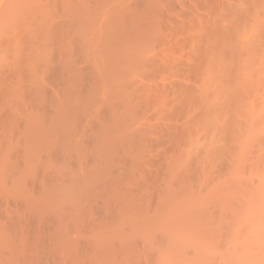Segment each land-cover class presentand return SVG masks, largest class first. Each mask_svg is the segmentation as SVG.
<instances>
[{"label": "bare ground", "instance_id": "bare-ground-1", "mask_svg": "<svg viewBox=\"0 0 264 264\" xmlns=\"http://www.w3.org/2000/svg\"><path fill=\"white\" fill-rule=\"evenodd\" d=\"M121 1L122 0H0V187L3 188V189H0V193H4L5 192L4 190H6V191L8 190L7 186L5 185L6 183L12 184V188L8 187L9 190L7 192L12 191L15 188L17 191L18 190H19V192L21 191L20 193H22L25 196H27L28 193H30V194L36 193V190H37V194H39L38 191L40 188V190H41V191H39L40 194L37 196H39L38 197L39 199L42 198V199H40V201L41 200L43 201V199H44L45 202H47V203H45L43 201L45 205L42 204V201H41V203H40V201L38 203L37 202L38 199H36L34 201H29V199H31V197L29 198L30 194L28 195V198L27 197L23 198L20 196L22 199L27 198V200H28L27 201L28 207L26 206V208H25L27 210H25L23 208V206H22V208L25 211H27V214H29V215H30L31 211H32L31 213H33L34 209L36 210L37 207L39 208L42 205L44 208L42 207V209H40L41 211L43 210V212H45L44 209H46V207H47V209H46V212H47L48 209H51L53 207L52 209H54L56 211V213L58 212L59 213V214L57 213L58 215H60V212H61V215H62V213H64V214L70 213V211L74 209L72 206L73 204H71V203H74V205H76L79 202L77 205H79V208H81L80 205H81V202H83L82 195L84 194L83 193L84 191H81L80 190L81 187H80V185H78V183L81 184V182H82V181L79 182V180H81V177H79V176H81L82 174L84 176V174H85V176L90 177V175H92L89 173H91L93 171V169L91 168L92 171L90 172L91 169L90 168L88 169V167H90V165L87 166V164H91L92 162L97 161L95 159H99V160L102 159L103 160V158H104V160H103L104 162L101 160V162L104 164L108 160V157H109L107 155L108 153L110 155V157H109L110 159H112V157L114 156L113 151H115V150L113 148L111 149V145L106 144L107 146H105V143H106L105 138L108 137L109 140H111L109 135L113 136V134H114V136H115L117 134V130H119L118 133L120 132L117 135H120L122 133V135H121L122 139L125 138L124 136H126L128 134V132H129V134L134 132L132 130L133 124L131 123L134 120L131 118H134V116L131 113L134 112L136 114L139 106H141V102H138V105H139L138 106L136 100L139 101L141 99H133L131 97L136 96L137 98H140V97L141 98H147L149 93H150V95H152L151 93H154V92L156 95H158L157 93L163 94L162 91L164 89H167L166 86H165L166 88L164 86H162V87H164V88H162V90L154 91L157 89V88L154 89V85L156 84V87H157V83H153L154 81H156V79L153 80V82H151L152 79H154L153 78V76H154L153 72L157 71L156 69L159 66V64H161V63H158V65L157 64L154 65L155 63L154 64L152 63L153 66L152 65L151 66H152L153 70L157 66L153 72H151L152 71L151 66H149V65L146 66V65L149 64L150 62H153V60L154 61L156 60V62H162L161 60L157 61L158 59H155L157 55H159L158 56L159 58L165 57V56L161 57V55H163V53L165 51L164 49H161L162 53L159 52V54L158 53L155 54L156 53L155 52L154 53L155 56H152L153 55L152 52L155 51L154 46L152 44H154V42L156 44L157 38L161 37L159 35L163 34V33L159 32L161 30L158 29V25H159V28H161V26H160L161 23H159V22H162L164 20L163 15L161 16V14H164L165 15L164 17H167V15L165 14L167 11L166 12H163V11H164V9L167 10L168 6H166V8H164V7L169 2L167 1L168 2L167 3L166 1L162 2L163 0L162 1L158 0V1H161V2H159V4H161L162 6L164 3L163 8H162V6H159V4H157L159 6V8H158L159 10H161V8L163 9L161 11L162 12L161 13L159 11L157 12V9H156L157 7H156L154 0H143L144 6L147 5V7H149L148 9L145 8L144 6H142L141 3H138V10H135V3L133 4L132 2H130V0H129L130 3H128V4H126L128 0H126V2H125V0H123L122 2ZM131 1H133V0H131ZM158 1L156 0V2H158ZM169 1H171V0H169ZM208 1L209 0H207V3L209 4V6L211 4V6H210L211 14L208 11V13L210 15L207 14V16L212 18L214 15V17H213L214 21L213 22L211 21V23H210V21L207 22L208 25H201V23H204L203 21H205V18L202 19L203 15H201V14H203V13H200L198 11H201V9L203 10L204 8H201V4H200L201 1H200V3H198L200 5L201 9L197 8V6H199L196 3L197 0H195V3H194V0H190V7H193L192 9L190 8L191 11L189 9V5H188V8L186 6L188 4V0H184V2H183V0L180 1V3L181 2L187 3V4H185L184 7L189 9V10L184 9L186 12L189 11V13L187 14L188 18H187V16H185L183 18V13H180V14L178 13L180 16L182 14L181 17L180 16H178V17H180V20L184 19L183 22L179 21V19H177L178 20V22H177V20L175 19L176 16L174 15L175 18L173 17L175 19L173 22L174 26H175V23L177 22L176 24H178L179 27L177 25H176V27H173V26L172 27L178 28V29L180 28V26L184 27L186 25V23H185L186 19H187V21L190 18L192 19V20L191 19L189 20V22L191 21L190 22L191 24L187 25L185 28L187 30L188 28L192 27L189 31H185V29H183V28H181V30H183L181 32H177V29H174L175 32L171 31V33H174V34H172V35H174V37H176V36L180 37L181 36V39L179 38L180 41L178 40V42L183 41L179 45V47L184 45V46H182L184 48H181V50L185 49L187 47L185 45V44H187V42L185 43V41H187L186 40L187 38H185V37L190 36L189 38H191V39H190L189 45L190 44L191 45L190 46L188 45L189 48L187 47L186 49H188V51L190 52L191 55L188 56L189 52H186L185 51L186 49L184 50L185 52H183L182 54L177 50L180 54H177V52H176V54L178 56L180 55L179 57H183L181 55L186 53V55L188 57L186 55H185V57H187L188 61L191 62L192 64L188 62V64H190L188 66V64L185 63L186 66L185 67L182 66L183 70H179L182 67H179V68H177V67L179 65H182L186 61L182 62L181 64H180V61L179 62L173 61L174 56L176 54L174 52V45L172 47L170 45L172 43H170L169 46H171L172 48L171 47H169V48L173 49V53H172V50L169 52H171L174 55L173 56L170 55V53L167 51L169 53L168 55H170V57H167L168 56L167 55L166 57L168 59L167 58L166 59L168 61L165 62L166 60L164 59L165 61L162 62L165 64L164 65L165 70H161V69H163L162 68L163 64H161V67H158L160 69V70L158 69L159 77H162L161 76L162 74L164 76L162 78V80H164L166 78L165 73H167V71H169V70L171 71L175 67H176L175 69H177L180 72H184L185 71L184 68L185 69L187 68L186 72L188 71L189 73H190V71L188 68H190L191 73L193 72V74L196 75L195 77H193L194 80L191 78V80L194 81L195 85L192 83L191 80H189V82L191 81V83H188L187 87H189L191 89L188 88L189 91H185V90H187V87H184L185 85L181 84V86H180V84H177L175 82V80L172 79L173 80L172 81L171 79H168L171 81V83L175 82V84H177V86H176L177 89H179V87L181 88L183 86L184 88L182 87V89L184 90V92L182 89H180V92H179L180 94H179L178 93L179 90L177 91L176 89H174L175 87L173 88L174 90H172V91H171V89L170 90L167 89V91L172 92V94H174L173 92L176 90L175 93L178 96L174 97L172 95L173 99L169 98L170 94L168 95L169 97L168 96L164 97V95H159V97L156 96V98L151 97L155 101L153 102V104H151L153 106L149 105L150 110L154 107V104L156 105V107H159V108H161L164 105L163 106L164 108L162 107L161 110H159V112H161V111L163 112L164 110H165V112H167L166 109L170 108L172 106V102H173V100H175L174 98H176V100H177L180 97H182L181 95H184L183 99H185L186 98L185 96H187L186 99L188 101L185 102V100H186L185 99L184 103H183L182 98L179 99L180 101L182 100L183 105H180V104L179 105L183 109L180 108L179 111L181 113L179 114V111H178V115H180V116L181 115L182 116L191 115L190 118L188 116L185 118L183 117L184 118L183 120L189 119L188 122L186 121L187 123L182 120L183 121L182 123L184 125L186 124V126H189L191 123V120H192V123L190 125L192 127L183 126V124L181 123V120H178L180 125L182 124V126L178 125L179 127H182L181 128L182 131L186 130V129L188 130V132H186L187 131L186 130V131L179 133V135L181 134L180 135L181 140H178L180 136L178 137V135L174 134V132H175L174 129H176V126H175V123L173 122V120L177 121V119H175V117L172 116L174 118L173 119L172 117L169 116V114L173 112V111L171 112V109L177 108L178 103H181V102L175 101L177 103V106H176V103L173 102V104L175 103V105H174L175 107L172 106L171 109H168V112H170L168 115H167V113L164 114L165 112L159 113V114H163V116L164 115H166L167 117L169 116L170 119L172 118L171 120L174 123V125L171 122V126L173 125V126H175V128L173 127L174 129L173 128H171V129H173L174 131L171 130L170 128H168L167 131H169V129L171 131H173L172 133L175 135V137L172 136L173 134L171 136L174 138L175 141H176V138L178 137L177 138L178 141H176V143L179 142V144H180L184 140L183 136H185V140H184L185 144L181 143V144H184V147L177 143L178 146L181 147V149H179V147L176 145L173 138L172 139L170 138L171 139V140L169 139L170 141L168 140L171 144L170 147L172 146V142H173V145H175V147L173 146V148H176V149H173V148L170 149L171 151L177 150V147H178V149L180 151L182 150V153H180L178 151H174L173 156L171 154V156L169 157L171 151L170 150L167 151V149H166V151H164V153L166 152L168 154V156L166 155V158H165V156L163 157V159H166V160H158L159 158H161L159 156H163L166 154V153L164 154L163 152H159V154H156L157 160L154 163H153V161H154L153 159H155V158L153 156L155 154L153 153V151L151 152L154 154V155L152 154V159H149L150 155L147 158L148 161L151 160L153 164L157 163V161H159V162L165 161V163L166 162L168 163L167 159L169 160V158H170L169 161H171V160L174 161V163L172 161L169 163L168 169H169L171 163L175 164V166L171 165L172 166L171 169L174 170V171L171 170V172L174 174L176 173L175 175L173 174V177L175 176V178H171L170 177V176H172L170 174L171 172L169 173L167 171V173L170 174V176L168 178H170L171 180L168 179L169 181H167V183L165 184L166 187L168 188L165 192H164L163 188L158 187V185L161 184L162 180H166L167 177H166V179H164L165 176L164 177L161 176V178H159V176H157L158 174L161 175V173H164V171L162 170L165 168L164 165L161 167V169H159V171L155 170V169H157L156 164H155L156 166H154L155 169L151 167L152 169L149 170V167H147L148 170H144L145 169V167H144L141 170V173H143V170H144L143 175H147L145 173L146 172L148 173V171H151L153 169L155 170L154 172H156V173L163 171L161 173H158L157 175L155 173V175L157 176V178H156V176H155V178L157 181H159L158 184H157V182H155L156 180L153 181L154 184L151 182H150L151 184L149 183L150 187L151 186L153 187V185L155 187H153L154 188L153 189V196L150 195L152 191L148 192V193H150L148 195L151 196V198L147 196L149 199H148V202L146 200V203H148V205H149V203L153 204L152 202H149V201L152 200L154 195H155V197H157V196H159V194H161V196L166 195L167 197H164V198H167V200H163V202L165 201L163 203L161 200L162 197L161 198L157 197L158 199L156 198L157 201L161 200L158 203L159 204L162 203V204L161 205L158 204L159 207H161V209H159V207H157L158 206L157 204L156 205L154 204L155 207H157L156 210L158 211V215H156V213H153L156 215V216L155 215L152 216V217H154L153 219L151 217V215H153V214L149 215L150 213H152V212H150L151 210H148V209H150L149 206H147V204H145L148 207V209H147V207L145 208V206H142V203H141V205L139 204L136 206H137V208H139V207L141 208V209L139 208L140 211L143 210L142 207H144L145 208L144 212L146 213V215L148 214L147 217L145 216L143 211H142V213L141 212L139 213L138 212L139 210L136 208V206H134V208L131 206L132 210L134 209V211H135L137 209L138 214H142V215L144 214L143 216L140 215V218L139 217L134 218L133 215L136 211L133 212L130 209H128V210L125 209V211H124L123 207L126 205L125 204L124 206L123 205L121 206L123 208V211H124V213H123V211H121L123 213L122 215H124L125 212L128 214L129 212L132 211L131 213H132L133 218L136 220H137V218H139V219L137 222H136V220H132L131 223H130V221L125 222L126 219L132 218L130 216L131 213L128 214V216H130V217H128L127 214L122 216L120 213V215L122 217H124V219L123 220H122V218L121 219L119 218V219H120V221H124L125 223H128V227L130 225V228L131 229L133 228L132 230H134V232H135L137 229H134V228L136 227L139 229L141 226H143L144 225L143 222H145L144 220L147 218L148 221L146 220L147 222H145L146 224L143 226V228L144 227L145 228L142 231V233L140 231V229L142 230V227H141L139 229V231L137 230L139 235L132 234L133 231L129 234H130V236L134 235L131 237V238L134 237L133 238L134 241H137V240H135V238H138L135 236H141V234H142L143 237L141 236L142 238L139 237L138 239L139 240L145 239L146 241L142 240L143 241L142 244L145 243V245L141 244L142 248H139V249L141 250V249H143V247L144 248L146 247L145 249L147 250V248H149L148 251L152 256H153V254H152L153 252L156 253V256L154 255V257H157V260H154L155 259L154 258L152 261H150L153 264H264V94H263L264 88H261L262 92H260L261 91L260 87L264 86V83H263L264 82V0H235L236 2L235 1L233 2V0H230L231 2L229 0H221V2L223 1V4H224L223 6H222L221 2L219 3V2H217V0H214L215 1L214 2L212 0V2H214L216 4L217 3L221 4L222 7L219 5V7H217V9H216V7L214 8L212 6L213 3L211 1H210L211 3H209ZM225 1H227V2L229 1V2L225 3ZM139 2H141V0H139ZM177 2H178V0H177ZM177 2L176 3L174 2V4H178ZM152 3H154V4H152ZM245 3H247L249 8L247 7V5H246V7H244ZM124 4L127 5V7ZM139 4L142 6V8H140ZM191 4H193V5L191 6ZM202 4H203V2H202ZM226 4L228 5V7L226 6ZM149 5H151V7ZM130 6H132L134 8H131ZM195 6H196V8H195ZM240 6H241V8L242 7H244V8L241 9ZM171 7H173V6H171ZM202 7H204V6L202 5ZM225 7L227 8V11L224 10ZM175 8H173L174 11L176 10ZM245 8H248V9H245ZM145 9H147V10H145ZM171 9L172 8H170L169 11H172V15L175 14L176 12L174 13V11ZM194 9H196V12L195 11L192 12V10H194ZM197 9H199V10H197ZM212 9H213V11H212ZM125 10H128V11L125 12ZM149 10H150V12H149ZM153 10H154V12H153ZM250 10H252V11H250ZM249 11L251 12V14L249 13ZM127 12H129V13L131 12L130 15H133L134 18L131 17L130 15H128ZM135 12H137V13H135ZM141 12H142V14H141ZM145 12L148 14H146ZM151 12L153 14H151ZM194 12H195V14L197 12L199 13V16H197L198 13L195 15V16H197V18L198 17L200 18L199 20L195 19L196 17L193 15ZM205 12H207V11H205ZM213 12H214V14H213ZM242 12H248L249 14L245 13L246 14L245 15ZM252 12H253V14H252ZM157 13H159V14H157ZM168 14L171 15V12ZM184 14L186 15L185 12H184ZM170 15L168 16L169 18H170ZM200 15H201V17H200ZM128 16H129V18H128ZM159 16H161L162 18ZM191 16H194V17H191ZM241 16H243V17H241ZM126 17L128 18V21H127ZM152 17H153V19H152ZM156 17L163 19L162 21H158V25H156L157 23L154 22V21L159 19V18L157 19ZM154 18H156V20ZM173 18H170V19L173 20ZM146 19H147V21H148V19H150V20L147 22ZM193 19L196 20L195 22H199L201 19L203 21L201 20V22H199L200 25L193 27V25L195 24V23H193L194 22ZM167 20L168 19L166 18V21ZM125 21L130 23L129 26H128V24H126L127 22H125ZM164 21H163L164 24L167 23ZM180 22L182 23V25ZM153 23H155V24H153ZM205 23H206V21H205ZM170 24L173 25L171 20H169V24L167 23V25H170ZM154 25H155V27H153ZM140 26H142V27H140ZM151 27L155 28V31H154V29L152 30ZM167 28H169V26H167ZM130 29H132L131 32H130ZM170 30H169V33H170ZM156 31H158V32H156ZM155 32H156V34H155ZM152 33L154 35H156L154 37L155 40L153 37H151ZM159 33H161V34H159ZM184 33H186V35H184ZM166 34H168V33H166ZM170 35L171 34H168L167 36L170 37ZM172 35L170 38L173 37ZM183 37L185 38V40H182ZM150 38H153V39L151 40ZM166 39L168 40V38H166ZM166 39H164V40H166ZM198 39L199 40L204 39V40H206V43H207L206 44L203 40L204 47H202L201 51H200V45H202L203 42H202V40L199 41ZM149 40H151V41L149 42ZM174 41H175V39H174ZM174 41L172 40V42H174ZM167 42H169V41H167ZM188 42H189V40H188ZM158 43H159V40H158ZM175 43L179 44V43H177V40L175 41ZM162 44H166V43H162ZM162 44H159V46H160L159 48L164 47ZM176 44H175V46H177ZM150 45H152L151 51L154 49L152 52H149L150 51V48H149ZM161 45H162V47H161ZM165 46L167 47L168 44ZM155 47H156V45H155ZM165 49H167V48H165ZM147 52H149L150 54L152 53V54L146 55ZM150 56H152V58H150ZM143 57L146 58V61H145V58H143ZM153 57H154V59H153ZM189 57H190V59H189ZM169 59H170V61H169ZM175 59H176V56H175ZM176 60H178V59H176ZM183 60H185V59H182V61ZM171 61H172V63H171ZM109 62H111V63H109ZM173 66H175V67H173ZM194 66H195V68H194ZM142 69H144V72H146V73H149V71H150L149 75L150 74L153 75L152 79L150 77H148V75L146 73H144V74L147 77H145V78L142 77V76H144V74L141 73ZM166 69H167V71H166ZM195 69L197 70V72L195 71ZM164 71H165V73H164ZM172 71H174V69ZM169 73L170 72H168L167 74H169ZM189 73L187 75L189 76V79H190L192 74L190 73L191 74V76H190ZM177 74L178 73H176V75ZM180 74H182L183 77H185L183 73H180ZM137 75L138 76L142 75L141 78L144 79L143 81H145V79H147L146 84L142 83V80H141L140 81L141 83L139 85V79L135 78ZM83 76H86L85 80L90 81L89 84L86 81L87 86L88 87L91 86L90 89L89 88L87 89V87H86L87 90L82 89L83 91H81L79 89L80 94H82L83 96H85L87 91L89 90L88 95H86L85 96L86 98H84V99H86V101H88L87 103L84 99H82L83 96L80 97L81 95L78 93V91L75 92L73 89L75 85H79V86L84 85L82 87L83 88L85 87L86 82L83 83L81 81V80L85 81ZM174 76H175V74L173 73L172 77H174ZM156 77L159 78L158 75ZM175 77H177V76H175ZM178 77H181V75ZM178 77H177V79H179ZM195 78H196V83H195ZM170 81H169V83H170ZM149 82H151L153 84V88H151V84L149 85ZM162 82L163 81H159V83H161L159 85H162L163 84ZM185 82L187 83L188 80ZM260 82L263 84H260ZM136 83L140 87L143 84H144L143 85L144 87H145V85H149L148 86L149 93L138 90V91L133 92L135 95L132 94V89H134V87H131V85L135 86ZM164 84H166V83H164ZM183 84H185L184 80H183ZM191 84H193V85H191ZM258 84L262 85L259 87L260 91L257 88L259 86ZM137 85H136V87L138 88L139 86H137ZM171 85H173V84H171ZM255 85H257V86L254 87ZM253 88H255V89L257 88L256 91L259 92V94L258 93L255 94V95H257L256 96L257 98H255V99L252 98L253 96H255V95H252V94H254V93H252ZM150 90L153 92H151ZM256 91H254V92H256ZM84 92H86V93H84ZM185 92L190 93V94H187ZM75 93H78V95ZM139 93H140V96H139ZM143 93H144V96H143ZM167 93H165V94H167ZM182 93H184V94H182ZM261 94H263V96L259 97V95H261ZM161 96H163L161 99L162 101L157 99V98H161ZM101 97H103V98H101ZM100 98L103 99L104 102H102V100H99ZM130 98L133 99L134 102L133 101L131 102ZM163 98H167V99L169 98V101H171L170 102L171 105L169 104V101L167 99H163ZM189 98H190V100H189ZM106 99H108V100H106ZM156 99L159 101L157 102ZM256 99H260V101H257ZM95 100H96V102L99 101L100 103L94 102L92 105H90L92 103L91 102L89 104L90 101H95ZM142 100L143 101H146V100L149 101L150 99L148 97V99H146V100L142 99ZM164 100L167 101L168 103L166 104V102H164ZM193 100H197V102L195 101L196 102L195 105H197V106H195L194 103L191 104L193 102ZM109 101L114 102V103H110ZM148 101H147V103H148ZM151 101H152V99H151ZM115 102L117 104L119 102L120 103L122 102L121 104H123L124 107L121 106L122 107L121 109L119 107V109L121 111L120 110L118 112L114 111L115 109L118 110L116 108V106H120L119 104L116 105ZM159 102H162V104L163 103L164 104L162 105ZM187 102H191V103L187 104ZM130 103H132V105ZM143 103H145V102H142V104ZM150 103H152V102H150ZM185 103L187 104V106L188 105L189 106L194 105V107H193L194 110H192L193 108H190L189 106H188L189 108L184 106ZM106 105H108V106H106ZM111 105H113V106L115 105V108ZM87 106L88 107L91 106V109H89V110L87 109V111L85 112V109L87 108ZM92 106H94V109L95 108L96 109L94 110ZM100 106H102V107L106 106L105 108H108L107 109L108 114H112L111 118L116 120L115 121L116 123L113 122L112 119H111L112 123L109 121L111 123V124H109V126H111V127L114 126L113 125L114 123H115V125L116 124L118 125L120 121L125 122L124 119L128 115L127 113H129L130 114L129 116H132V117L129 118V116H127V118L132 120L130 122L131 123L130 126L132 127L131 128L132 132L130 131L129 125H128L129 128L125 129V128H127L126 122L129 121L127 119L125 124L121 122V124H120L121 126L119 129H116V126H114L115 128L112 127L114 129V131L116 130L115 131L116 134L115 133L109 134V132L112 131V128L108 127V126H107V128L104 127V126L108 125V123H109V122H106L108 120L107 117H110V116H108V114L106 117L104 116V120H100V122L98 121V123H101L100 125H98L99 129L97 128L96 124L92 126V127L95 126L96 127V128L94 127L95 130H97L98 132H94L95 130L91 129V126H90L91 123H90L89 128H90V130H93V134L95 135L94 137H96L99 134H101L100 136L106 134L110 130V128H111V130L107 133L109 135L106 134L107 137L105 135L102 136V140L104 138V140H103L104 144H102V143L101 144L104 145V147H106V149L103 148V146H101L99 144V139L101 140V138H98L99 136L96 137V138H98L96 141L95 138L92 137L93 134L90 135V137L93 138V139L90 138V140L92 139L91 145H93V142L98 143L102 148V149L98 148L99 151L101 149V152L104 151L107 153V151H108V153L107 154L101 153L102 154L101 155V154H99L100 152H98V154H97L96 149H95L94 154L91 153V155H89L91 157H92V155H94V157H93L94 161L90 160V159H92L90 157L89 160H90V162L91 161L92 162L90 163L88 160L89 163H85V162H87L88 158L85 159V161L82 160L83 154H84V153H82L83 151L80 150V147H77V149H78L77 150L76 147L74 148V146L75 145L76 146L77 145L82 146L81 143H86V142L88 143V141L90 142V140H88L89 138H87L86 140L83 139L84 140V142H83V140L78 137V136L81 137V133L82 132L84 133L86 127H84L83 129H80L82 131H78V135L77 134L75 135V133H77L75 131L79 130L78 128L80 127V125L82 123H84V119H82V118H85V121H87V122H91V119H93V120L95 119L97 121V118H98L97 115L99 114L98 111L100 110L99 109ZM135 106H137V107H135ZM144 106H147L146 103ZM136 108H137L136 112L132 111L133 109L136 110ZM149 108H148V110H146V112L149 111L148 112L149 116H151L153 112H155V113H153L154 115L158 113V112H156L157 108L155 109V111H150ZM178 108L173 109L175 113H172L170 115L176 114V110H178ZM186 108L189 111V112L187 111L188 114L187 113L185 114ZM141 109L142 108L140 107L139 110L141 111ZM143 109H146V107ZM189 109L191 110V114H190ZM90 110H92V111H90ZM183 110H185L184 113H183ZM81 111H82V114L84 113V117H81L83 115H79V117H81L80 118L81 120L79 119V117H77V120L79 119L78 121L75 120L74 117L76 118V116H78V114H81ZM88 111H90V112H88ZM93 111H95V112H93ZM103 111H105V110H103ZM112 111H114L115 114L112 113ZM143 111H145V110H143ZM96 112H97V114H96ZM120 112H122L124 115L122 114L123 116H119V115H121ZM89 113H92L90 115L93 116V117L92 116L90 117L91 119L88 118L90 121H88L87 117H85V116H88ZM138 113H140V112H138ZM141 113H142V111H141ZM125 114H127V115L125 116ZM143 114H145V112ZM94 116H96V117H94ZM141 116H143V115L141 114ZM149 116L146 115V118H149ZM118 117L119 118L121 117L120 118L121 120ZM122 117H125V118L123 119ZM154 117L158 118L161 116L157 117L155 115V116L151 117L152 118L151 121H153V122H150V120L147 119L148 122L152 123L153 125H154V120L156 119ZM167 117H166V119H168V120H166V121H165V117L163 118L164 119L163 121L167 122L166 126H168V123L171 121ZM153 118H154V120H153ZM100 119H101V116H100ZM136 119L137 118H135V120ZM93 120H92V122H93ZM143 120H145V119H143ZM76 121H77V123H76ZM79 121L81 124L78 127L77 125L79 124L78 123ZM136 121H138V120H136ZM136 121H134V123H136ZM159 121H162V119H159ZM74 122L76 124H74ZM143 122H141V123L143 124ZM145 122H146V120H145ZM155 122H157V121H155ZM178 122L176 123V125L178 124ZM105 123H107V124H105ZM137 123H139V121ZM137 123L135 124V126L137 125ZM141 123L139 125H142ZM188 123H189V125H188ZM122 124H124L123 127H122ZM157 124L159 127L165 126V125H162L163 122L161 124H159V123H157ZM231 124L232 125L235 124V126H232ZM75 125L77 126L76 128H74ZM86 125H87V123H85L84 126H86ZM102 125H103V127H102ZM145 125H147V124L145 123ZM151 125H150V127H151ZM81 127H83V125H81ZM87 127H88V125H87ZM100 127H101V129H106L105 130L106 133L104 130H102V132L100 133L99 132V130L101 131ZM117 127H119V126H117ZM139 127H141V126H139ZM142 127H143V125H142ZM145 127H147V126H145ZM145 127L142 129H145ZM168 127H170V126H168ZM183 127H185V128H183ZM134 128H136V130L138 129L137 127H134ZM156 128H154V129H156ZM234 128H237V129H234ZM161 129L164 130L163 128H161ZM178 129L179 128H177L176 130L178 131ZM192 129L195 131L193 132ZM230 129L232 132L233 131H235V132L231 133V131H230L228 134V130H230ZM121 130H124L126 132L121 131ZM150 130H152V129H150ZM162 130H161V132H162ZM167 131H166V135H168V133H169V132L167 133ZM90 132H92V131H90ZM185 132L187 134L189 132H191V134L189 133L191 136L189 134L188 135L185 134ZM125 133H126V135H125ZM134 133H136V132H134ZM134 133L132 134L133 136H134ZM139 133H142V131L138 132V135L135 134L136 137H138V140H140L139 138L141 137V136L139 137V135H141ZM146 134H144V135H146ZM150 134H151V131H150ZM132 135H130V137L128 136L130 138V140H133L136 138L134 136V138L132 139V137H133ZM155 135H158V134L156 133ZM228 135H229V137H228ZM163 136L164 135H159L156 137H162L163 138ZM86 137H89V136H86ZM142 137H144V136H142ZM146 137H148V136H146ZM226 137L229 140L228 139L226 140ZM76 138H79V139H76ZM118 138H120V137L118 136L115 139L112 138V140L117 142L118 146H119L122 139H120V141H119ZM186 138H188L189 141H187L188 139H186ZM75 139H76V141H75ZM126 139H127V137L125 138V140L123 139V141H125L127 145L130 144V146L128 145L129 146V148H128L124 142L125 145H123V147L125 146L126 148H123V150L127 151L126 154L131 155L134 153V151H132V150L134 148H136L135 146H133L134 147L133 148L131 146V144L134 143V145H136V142H138V141H136V139H137L136 138L135 139L136 142H133L134 141L133 140L132 143H130L131 141L127 140L128 141L127 142ZM153 139H155L154 136H153ZM102 140H101V142H102ZM109 140H106V141H109ZM142 140H143V138H142ZM155 140H157L158 142L162 141V140L159 141L158 138ZM78 141H79V143H78ZM112 142L113 141L109 142V144H111ZM154 142L156 143V141H154ZM158 142H157V144H158ZM164 142H165V140H164ZM186 142H188V143H186ZM113 143H112V145H114ZM117 143H115V145H117ZM143 143H144L143 141L141 143L139 142L138 145L142 144V146H144ZM152 143H151V145H152ZM98 144H94L93 146L96 148V146ZM122 144H120V145H122ZM157 144H155V145H157ZM165 144H167V143H165ZM165 144H164V146H165ZM138 145H136V146L138 147ZM151 145H149V146H151ZM158 145H157L156 149H159V147L162 146V145L161 146H158ZM108 146L110 147V150L113 152L112 157H111V152L109 151ZM22 147H23V149L25 148V150H23ZM26 147H27V149H26ZM90 147H91V149L89 148L88 150L93 151L92 148H94V147H92V146H90ZM112 147H114V146H112ZM121 147H118V150H120L119 148H121ZM131 147L133 149H130ZM152 147H153V145H152ZM165 147H167V146H165ZM170 147H168V148H170ZM182 147H183V149H182ZM19 148L22 149L21 150L22 154L20 153L21 154L20 157L17 156L19 154V151H20ZM114 148H116V146ZM139 148L141 149V147L136 148L138 150L134 149L135 152L136 151L138 152ZM146 148L148 149V147H146ZM74 149H76V152L78 153L77 157H79V159H81L80 160L81 163L83 161V164H81L82 165L81 168H84V166L85 167L87 166V171L89 170L88 173H86L87 171H84V169L82 171L80 169V167L77 168L78 166L76 167V169L73 168L74 165H73V163L70 162L72 159L70 160L69 157H71L72 154L76 153V152L72 153L74 151ZM81 149H82V147H81ZM128 149H130L129 153H128ZM142 149H143V147H142ZM163 149H164V147H163ZM255 149H257V150H255ZM83 150H85V149H83ZM144 150H146V149H144ZM150 150H154V149H150ZM92 151H88L89 154ZM158 151H161V150H158ZM79 152H80V155L82 154V156L79 155ZM116 152H117V149H116ZM148 152H150V151H148ZM175 152H176V154H175ZM95 153L98 156L95 155ZM121 153L123 154L122 150H121ZM142 153L143 152L141 151V153L138 152V154L134 153L133 155H135V154L142 155ZM42 154L45 156V159L42 157ZM144 154H145V152H144ZM177 154H178L179 158L177 157ZM125 155H123V156H125ZM140 155H139V158H140ZM73 156H75V155H73ZM99 156H100V158H99ZM142 156L145 157V155H142ZM167 157H169V158H167ZM171 157H173L175 160H176V158H178V159L175 161ZM253 157H254V159H253ZM16 158H18V159H16ZM20 158H22V159L24 158V159L20 160ZM67 158H68V161H67ZM72 158H74V157H72ZM84 158H85V156H84ZM105 158H107V159H105ZM133 158L136 159L137 156H132L131 161H134V160H132ZM222 159H223V161H222ZM19 160L22 162H20ZM111 161H113V159ZM143 161H145V160L143 159ZM215 161H218V162L222 161L223 163H225L224 161H226V163H227V166H226L227 170H221V172H220L221 174L223 172H225V174H224L225 176L223 177V175H222V177L219 178V176L221 174H219V176L217 175V178H218V180L216 179L217 181L214 180L213 178H211L212 174L216 175L219 172L218 170H220L219 168H218V170L216 169L218 172L215 170H212V169H214L212 167L216 166ZM250 161H251V163H250ZM252 161H254V162H252ZM40 162L41 163L43 162L40 165V167L41 166H43V167H41V168L39 167L40 169L37 170ZM98 162L97 163L100 166L102 163L100 164V161H98ZM137 162L138 161H136V163ZM140 162H142V161H140ZM197 162H198V164H197ZM107 163H109V162H107ZM143 163H140V165ZM223 163H222V166H223ZM67 164H68V166H66ZM69 164H70V166H69ZM71 164H72V166H71ZM103 164H102V166H104ZM106 164H105V167H106ZM110 164H111V162H110ZM147 164H145V165H147ZM153 164H150V166H153ZM159 164H161V163H159ZM192 164L195 165L194 168L199 167L198 172L200 173V175L198 177H201V179L199 178L197 180H200V181L202 180L201 182H199L200 187L205 188V187H202V185L203 186L206 185V188H208L212 184L210 186V189L208 188L210 191L212 190L211 192L208 189L207 190L205 189L208 194L205 192V190H203V192L202 191L200 192V190H202V189H200L199 186L196 187L197 189L191 190L192 189L191 183L194 182V181H192L193 179L191 180L192 182L189 180V183L191 182L190 183L191 186L189 184L187 185V183L185 185V182H187V180H185V176L186 175L188 176V174L182 175V173H187L186 170H188V169L185 170L184 168H186L187 166L184 167V165L191 166ZM213 164L215 166H213ZM102 166L99 167L100 170L96 169V170L100 171L99 175H101L100 173L103 169ZM110 166L112 167V164ZM137 166H138V164H137ZM60 167H61V169H64L65 171H67V174L64 170L61 171V169H59ZM108 167H109V165H108ZM173 167L176 168V170ZM180 167H184L183 169L185 172L182 171L183 169H181L182 172L180 171V169L178 170V168H180ZM42 168H43V171L41 170ZM67 168H68V170H66ZM113 168H115V167L113 166ZM223 168H225V167H223ZM52 170H53V172H55L54 170H56L58 172L60 171L59 173L61 175L59 173H58V175L62 178L60 179L56 175L52 174L53 173ZM129 170L130 169H128L127 171H129ZM34 171H36V172H34ZM39 171L41 174L39 173ZM63 171L65 173H62ZM94 171H95V168H94ZM127 171H126V173H128ZM211 171H212V174H211ZM214 171L216 173H213ZM130 172H131V170H130ZM154 172H153V174H154ZM177 172H178V174H177ZM189 172L190 171L188 170V173ZM193 172H194V170H193ZM193 172H190V173H193ZM196 172H194V174ZM31 173H32V176H31ZM141 173L139 172V175H138L137 173L134 172V174H136L135 176H140ZM33 174H34V176H33ZM65 174L67 175V177ZM93 174L96 176V174H98V172L96 174L93 172ZM134 174L132 173V175H134ZM150 174H152V172L149 173V176L151 177ZM153 174H152V176H153ZM179 174L182 176V178L184 176V178L182 179L181 176L180 177L178 176L179 177V179H178V177L176 175H179ZM29 175L32 178L33 177L34 178L33 179L30 178ZM215 175H213V176H215ZM40 176L42 177V179ZM64 176L66 178H63ZM68 176H69V178H68ZM103 176H104V174H103ZM23 177H25L26 179L24 178V180H26V182H29V183H30L29 179L33 180V181H31L33 183L35 181L40 183V180H41V183H40L41 185L39 183L35 182L36 183L35 185H38V187L37 186L34 187L33 183H32V186L28 183V185H30V187L25 186L27 189H24V184H26V183H23V181H21ZM78 177H79V179H77ZM91 177L94 178L93 176H91ZM141 177H143V176H141ZM150 177H149V179H152V180L155 179V178H150ZM113 178L114 177L112 176V179ZM131 178H132V176H131ZM147 178H148V176L141 178V180H144L142 183H144ZM176 178H177V181L180 180V178H181L182 182L180 180L181 183H179V184H182L181 186L184 185L185 187L189 186V190L187 187L186 188L182 187L181 190L186 189V191L185 190L182 191V193H179L180 194L179 195V194H177L178 192H176V190H175L176 186H172V187H175L174 190H172L173 189L172 187L171 188L168 187L171 184H173V183H171L173 179H174V182H177V181H175ZM192 178H193V176H192ZM85 179H82L83 180L82 185H84L83 183H85V181H84ZM87 179H88V182H86L85 184L89 183V180H91L90 178H87ZM94 179H96V178H94ZM158 179H162V180H158ZM212 179L214 180V182H216V184L219 183L218 185L215 186V190H213L215 183L211 182V181H213ZM96 180H99V179L97 178ZM132 180H133V178L131 179V181ZM136 180L138 181V177L135 179V181ZM141 180H139L138 183L132 182V184H134L133 187H135L136 184H140V187H141V184H142V183H140ZM194 180H195V178H194ZM91 182H93V180ZM169 182L171 184L167 186V184H169ZM195 183H196V181H195ZM21 184H22L23 188H22ZM128 184H130V182H128ZM163 184H164V181H163ZM163 184H161V186ZM18 185L20 186V189H17ZM8 186L11 187V185H8ZM84 186H82V187H84ZM177 186H179V185H177ZM195 186H196V184H195ZM4 187L6 189H4ZM96 187H97V185H96ZM133 187L132 186L126 187L127 188L126 192L129 189H131L134 192V190L132 189ZM142 187H141V190L139 189L140 192L142 191ZM136 188L138 189L139 185L136 186ZM136 188H135V190H136ZM151 188H149V189H151ZM10 189H12V190H10ZM21 189H24V190H21ZM81 189L83 190V188H81ZM89 189L90 188H88V190ZM99 189H100V187H99ZM159 189L163 190L162 191L163 193L158 192ZM14 190H13V192H14ZM32 190L34 191V193ZM113 190H114V188H113ZM147 190H148V187H147ZM177 190H178V187H177ZM190 190L192 191V193L194 192L193 194H196V196H198V197L194 198L195 195H193L191 192L190 193L188 192ZM17 191H16V193H19ZM132 191H131V193H132ZM167 191H170V192L165 194ZM172 191H174V192H172ZM13 192H12V194H13ZM41 192L43 195L41 194ZM103 192H104V190H103ZM121 192H125V190L121 191ZM155 192H158V195ZM171 192L173 194L176 192V196L175 195L172 196ZM212 192H213V194H212ZM79 193H81V194H79ZM6 194H8V193H5V195ZM9 194H11V192ZM162 194H165V195H162ZM169 194H170V196H169ZM15 195L18 196L19 194L18 195L15 194ZM79 195H81V196H79ZM139 195H141V194H138V196ZM181 195H185L186 197L181 196ZM6 196H8V195H6ZM16 196H14V197H16ZM44 196L46 198H44ZM90 196H91V194H90ZM0 197L3 198L4 196H1V194H0ZM118 197L120 198V196H116L115 198H117L119 200ZM136 197L137 196H135V198ZM141 197H143V199L145 198L143 193H142ZM141 197H139L140 200H141ZM207 197L210 199V201ZM125 198H126V201H128L129 195H128V199H127V197H125ZM131 198H130V201H131ZM139 198H137V199H139ZM153 199H155V198H153ZM213 199H214V201H212ZM31 200H33V199H31ZM122 200H125L124 196H123ZM215 200H217V201H215ZM35 201H36V204H34ZM126 201H125V203H126ZM134 201H133V203H134ZM211 201L215 202V204L217 202V206L219 205V208L217 210H213V208L215 209L216 205H214V203H213V205H214V207H213V205L210 204V203H212ZM9 202H10V200H9ZM9 202L7 200L6 203L8 204ZM93 202H94V200H93ZM84 203H85V200H84ZM23 204H24V202H23ZM38 204H41V205H38ZM46 204H48V206H50V207H48ZM70 204H71L72 208L71 209L69 208L68 213H66V211H60L63 208H64V210L65 209L68 210L67 208L70 206ZM127 204H129V203H127ZM35 205H36V207H35ZM65 205H66V208H65ZM82 205H84V204L82 203ZM130 205H131V203H130ZM209 205L212 206L210 208L213 211V212H211L212 214L209 211L210 210ZM150 206L152 207V205H150ZM33 207H35V208H33ZM121 207H120V209H121ZM79 208L77 206V209H79ZM2 209H4V210L6 209L5 211H8L7 207L2 208ZM11 209L12 208H10L9 210H11ZM58 209H60L59 210L60 212L58 211ZM153 209H155V208H153ZM153 209H152V211H153ZM24 210L22 212H25ZM156 210H154V212ZM28 211H29V213H28ZM74 211H75V209H74ZM99 211H100V208H99ZM214 211H217L216 214ZM8 212L10 213V211H8ZM11 212H13V209ZM49 212H53V211L50 210ZM13 213H16V212H13ZM13 213H10L8 215H11V214L13 215ZM37 213H39V212H37ZM53 213H55V212H53ZM56 213H55V215H56ZM78 213H80V212H78ZM105 213H107V212H105ZM25 214H24V216H25ZM64 214L62 216H64ZM96 215H97V213H96ZM136 215H137V213H135V216ZM15 216H9V217L6 216L8 218H4V220L5 219H7V220L6 221L2 220V223L4 224V226H8V227L11 226V228L13 229V227H12L13 224L16 225V223L18 221H21V222L24 221V219L21 220V218L18 220V218L20 216H18L17 218ZM38 216H40V215H38ZM91 216L94 217L95 215L94 216L91 215ZM14 217L17 220V222L15 219L13 220ZM66 217H67V215H66ZM148 217L150 219H148ZM170 217H171V219H169ZM172 217L175 219V222L173 224H172V222L174 221V219H172ZM10 218H12V219H10ZM61 218H63V217H61ZM64 218H65V216H64ZM79 218H80V216H79ZM8 219H10V220H8ZM50 219H52V216ZM68 219H70V218H68ZM53 220H55V218ZM99 220H100V218H99ZM129 220H131V219H129ZM140 220H142V223H138V222H141ZM169 220H171V222ZM112 221H114V218ZM120 221L118 220V222H120ZM9 222H12V223H9ZM21 222H18L16 225V226L19 225L18 226L19 229H17V230L20 233H22V231H25L24 229H28V231H29V228L32 227L30 225V223H28L29 225L27 224L28 227L26 228L24 226L26 224H22V223H26V222L25 221L22 223ZM100 222H102V221H100ZM114 222H113V224H114ZM124 222H120V223L122 224ZM2 223H0V224H2ZM162 223H163V225H162ZM37 224H39V222ZM63 224H65V223H63ZM63 224H61V225L63 226ZM20 225L22 226V228ZM109 225L112 226V223ZM116 225H118V223ZM159 225H161L162 227H160ZM23 226L25 228H23ZM64 226L66 227V224ZM102 226H103V224H102ZM124 226H125V224H124ZM108 227H104V228H107L108 231H110V229H109L110 227L109 228ZM35 229H37V228L35 227ZM100 229L97 228L96 230H100ZM156 229H158V232ZM1 230H3V229H0V251L4 250V252H2V253L0 252V259L6 260V258H8V257L2 258L1 255L3 253H5L4 256H7V252H8V255L10 256L9 251L12 248V246H10L8 244H10L9 239L11 237L8 238L7 234L3 233ZM115 230L116 229L112 230V233L113 232L115 233ZM154 230H156V231H154ZM3 231H5V230H3ZM13 231L15 233L16 228H14ZM62 231H64V230H61L60 234H62L64 237V235H66V234L65 233L63 234ZM118 231H119V229H118ZM137 231H136V233H137ZM9 232H8V235L13 236V233H11V231H9ZM65 232L67 233V231H65ZM102 232H100V233H102ZM120 232H121V230H120ZM124 232H125V230H124ZM124 232H123V234L121 233L122 235L121 234L120 235L123 236ZM153 232L156 234L159 233V235L161 237H159V236L158 237L163 239L164 242L163 243L158 242L159 239L157 238L158 241L156 240V242L161 243V244L157 243L158 245H156L155 240L154 241L152 240L153 237L155 236V234L154 235L152 234ZM24 233L22 235H24ZM108 233L109 232H107V234ZM144 233H145V235H143ZM26 234H28V233H26ZM79 234H81V233L79 232ZM116 234H117V231H116ZM14 235L16 237H18L17 233H15ZM69 235H70V232H69ZM117 235L118 236H116V237L114 236L115 239L119 238V240H120V237H119L120 235L119 234H117ZM127 235H128V232H127ZM29 236H30V234H29ZM103 236H105V238H106V234ZM103 236L101 235L100 237H103ZM109 236H110V234H109ZM77 238H78V236H77ZM13 239H14V237H13ZM84 239H85V237H84ZM115 239L113 241H115ZM74 240H76V239H74ZM13 241H15V244L18 241V243L20 242L19 246L20 245L23 246V244H21V243H23V242L26 243L29 240L24 239V241H21V239H20V241L19 240H17V241L13 240ZM82 241H81V243H82ZM111 241H109V242H111ZM128 241H129V238H128ZM105 242H106V240H105ZM121 242L126 243L127 241L125 242V239H124V242L123 241H121ZM67 243H65V245ZM146 243H147V245H146ZM15 244H13V246H15ZM26 244H28V243H26ZM33 244H35V243H33ZM73 244H75V241H73ZM109 244H112V242ZM6 245H8V247L9 246L10 247L8 248V247H6ZM29 245L31 247L32 244L30 243ZM57 245H58V243H57ZM67 245H69V243ZM71 245H72V243H71ZM132 245H134V244H132ZM132 245H131L132 248L129 249L128 254L125 253L127 251L126 247H125L124 254H126V256H127L126 258H129V256L131 258V259H128V261L126 263L127 264H135V263L139 264V263H137L139 261L136 259H139L138 257H141V256L139 254L137 255V252L139 253V251H137L138 250L137 248L133 249ZM2 246H3V248H1ZM24 246H23V249L26 248ZM32 246H34V245H32ZM72 246H70V248ZM105 246L107 247L106 244H105ZM121 246H123V245H121ZM127 246H128V248L130 247L129 245H127ZM59 247L57 249H59ZM62 247H63L62 250L65 249L67 252L69 251L68 249H66V248H68L67 246L65 248H64V246H62ZM74 248H73V250H74ZM116 248H117V246H116ZM122 248H124V247H122ZM7 249H9V250H7ZM23 249L22 250L20 249V250L23 252L29 251V250H26V249L23 250ZM31 249H33V247ZM35 249H37V248H35ZM112 249H114V247ZM132 249L134 250V252L136 251L135 252L136 254H134V255L132 254L133 253ZM151 249H153V252ZM11 250L14 251V253L12 252L13 256H10V258H8L9 262L4 261V260L3 261L0 260V264L12 263V260L15 259V255H16L15 250H17V249H15L13 247ZM130 250H132L131 254H130ZM17 251L19 252V250H17ZM21 251L19 252L18 255L22 254ZM42 251H44V250H42ZM97 251H98V248H96L95 252H93V255L95 258L93 257V255L91 256L92 262H95L93 264H100L99 263V262H101L100 259L103 258V254H101L102 255L101 256L98 253L97 255H100V256H97V257H99V258L102 257V258L96 259ZM99 251H100V249H99ZM101 251H102V249H101ZM148 251H147V253L146 252L145 253L148 254ZM67 252H65L64 255ZM30 253H31L30 257H32L34 254H32L33 253L32 251ZM58 253L55 252L54 254H58ZM103 253H105L104 250H103ZM106 253H107V251H106ZM110 253H112V252H110ZM140 253H141V251H140ZM117 254H118V252H117ZM142 254H144V253H142ZM61 255L63 256V254H61ZM89 255H91V254H89ZM114 255H116V253ZM114 255H113V258H114ZM66 256H68V254ZM110 256H111V254H110ZM134 256H136V257H134ZM12 257H13V259H12ZM77 257H78V255H77ZM106 257H108V254L105 255V257L102 259V261H104V262H101L102 264L107 263V262H105L106 260H108ZM122 257H125V256H122ZM132 257H133V259H132ZM73 258H75V257H73ZM145 258H149V257L145 256ZM32 259H34V258L32 257ZM65 259H66V257H65ZM116 259H118V258L116 257ZM116 259H115V261H116ZM119 259L121 260V257ZM142 259L143 258L141 257V260ZM150 259H151V256H150ZM24 260H26V259H24ZM35 260H37V259H35ZM71 260H73V259H71ZM96 260L97 261L99 260V261L96 263ZM112 260H114V259H112ZM133 260H135L137 262L134 261L135 262L134 263ZM147 260H149V259H146V261ZM32 261H34V260H32ZM46 261H47V259H46ZM115 261H114V263L117 262V261L116 262ZM125 261H126V259L124 260L123 264H125ZM154 261H156V262L154 263ZM27 262H29V261H27ZM121 262H119V264H121ZM145 262L143 261V263H142V261H140L141 264H147L148 263V262H146V263ZM21 263H23V262L21 261ZM111 263H113V262L111 261ZM24 264H25V262H24ZM34 264H35V262H34ZM53 264H54V262H53ZM60 264H62V263H60Z\"/></svg>", "mask_w": 264, "mask_h": 264}, {"label": "rangeland", "instance_id": "rangeland-1", "mask_svg": "<svg viewBox=\"0 0 264 264\" xmlns=\"http://www.w3.org/2000/svg\"><path fill=\"white\" fill-rule=\"evenodd\" d=\"M122 1H123V0H122ZM122 1H121V2H122ZM154 1H155V4H156V7H157V8H156V9H157V12H158V11L161 12V11L163 10L162 8L164 7V3H163V6H162L161 4H159V2H161L162 0H161V1H158V0H157L158 2H156V0H154ZM164 1H166V2L168 1V2H169V3L167 2L168 4L165 3L166 5H165L164 8H166V6H168V8H167V10L164 9V11H163V12H166V11H167V12L165 13V14L167 15V17H164L165 15H164V14H161V16L163 15V19H164L165 21H164L163 19H161V18H162L161 16H159V17H161V18L158 17L159 19L156 17L158 20H156V18H154L156 21H154V20H153V21L157 23L156 25H158V21H162V20H163L164 22H167L168 24H169V20H171V21H172V24H173V22H174L175 19H176V20L179 19V21L183 22L184 19L180 20V17L182 16V14H181V16H180L179 14H180V13H183V18H184L185 16H187V18H188V15H187V14L189 13V11L186 12L184 9L189 10L190 8H191V9L193 8V7H190V0H188V4H187V3H182V2L180 3V1H182V0H180V1L178 0V2H177V0H171V1H169V0H163L162 2H164ZM198 1H199V2H198ZM200 1H201V3H200ZM210 1L212 2V0H209L208 2L211 3ZM213 1H214V0H213ZM229 1H230V0H229ZM229 1H228V2H229ZM234 1H235V0H233V2H234ZM125 2H126V0H125ZM130 2H132L133 4L135 3V10H138V3H141V5L144 6V4H143V3H144L143 0H141V2H139V0H133V1L130 0ZM130 2H129V0H128L126 4H128V3H130ZM174 2H175V3L177 2L178 4H174ZM183 2H184V0H183ZM191 2H192V1H191ZM202 2H203V4H202ZM214 2H215V1H214ZM214 2H212V3H213L212 6H213L214 8L216 7V9H217V7H219V5L221 6V4H218V3L216 4V3H214ZM217 2L220 3L221 0H217ZM228 2L225 1V3H228ZM230 2H231V1H230ZM235 2H236V1H235ZM123 3H124V2H123ZM132 3H131V4H132ZM194 3H195V0H194ZM194 3H193V4H194ZM196 3H197V4L200 3V4H201V8H204V9L202 10V9L200 8V5H199V4H198L199 6L196 5L197 8L201 9V11H198V12L203 13V14H201V15H203L202 19L205 18V21H206V23H205V21H203V20L201 19V20L204 22V23H201V25H208L207 22H209V21H210V23H211V21L213 22V21H214V18H213L214 15H213L212 18L209 17V16H207V14H208V15L211 14V12H210V11H211V8H210L211 4H210V6H209V4L207 3V0H197ZM221 3H222V6H223V5H224V4H223V1H222ZM237 3H238V2H237ZM133 4H132V5H133ZM152 4H154V3H152ZM157 4H159V6H162L161 10L158 9L159 6H158ZM183 4H184V5H183ZM185 4H187V5H186L187 8H188V5H189V9H187L186 7H184ZM193 4H191V6H192ZM124 5H125V4H124ZM141 5L139 4L140 8H142ZM202 5H203L204 7H202ZM243 5H244V4H243ZM246 5H247V3H245V6H244V7H246ZM125 6L127 7V5H125ZM128 6H129V5H128ZM149 6L151 7V5H149ZM154 6H155V5H154ZM171 6H173V7H171ZM181 6H182V7H181ZM196 6H195V8H196ZM222 6H221V7H222ZM226 6L228 7L227 4H226ZM122 7H123V6H122ZM130 7H131V8H134V7H132V6H130ZM130 7H129V8H130ZM144 7L147 8V9L149 8V7H147V5L144 6ZM152 7H153V6H152ZM169 7L172 8L171 10H173V11H174L173 8L176 7V8H175L176 10L174 11V13H175V12H176V13L172 15V11H169V9H170ZM213 7H212V8H213ZM244 7H242V8H244ZM247 7H248V5H247ZM124 8H125V7H124ZM177 8H178V9H177ZM179 8H180V9H179ZM240 8H241V6H240ZM242 8H241V9H242ZM248 8H249V7H248ZM248 8H245V9H248ZM143 9H144V8H143ZM147 9H145V10H147ZM156 9H155V10H156ZM191 9H190V11H191ZM199 9H197V10H199ZM206 9H207V10H206ZM135 10H134V11H135ZM204 10L207 11V12H205ZM224 10L227 11V8L225 7ZM224 10H223V11H224ZM239 10H240V9H239ZM126 11H128V10H125V12H126ZM130 11H131V10H130ZM168 11H169V12H168ZM181 11H182V12H181ZM193 11L196 12V9L192 10V12H193ZM208 11H209L210 14L208 13ZM212 11H213V9H212ZM240 11H241V10H240ZM245 11H246V10H245ZM250 11H252V10H250ZM250 11H249V13L251 14ZM132 12H133V11H132ZM149 12H150V10H149ZM153 12H154V10H153ZM170 12H171V15L168 14V13H170ZM184 12L186 13V15L184 14ZM195 12H194V14H193L194 16L198 13V12H197V13L195 14ZM224 12H225V11H224ZM130 13H131V12H130ZM130 13L127 12L128 15H130ZM135 13H137V12H135ZM139 13H140V12H139ZM145 13H146V12H145ZM155 13H156V12H155ZM161 13H162V12H161ZM178 13H179V14H178ZM242 13H243V14H245V13L247 14L248 12H242ZM242 13H241V14H242ZM249 13H248V14H249ZM132 14H133V13H132ZM141 14H142V12H141ZM141 14H140V15H141ZM143 14H144V13H143ZM146 14H148V13H146ZM151 14H153V13L151 12ZM157 14H159V13H157ZM176 14H177V15H176ZM190 14H191V13H190ZM204 14H205V15H204ZM213 14H214V12H213ZM241 14H240V15H241ZM246 14H245V15H246ZM252 14H253V12H252ZM149 15H150V14H149ZM169 15H170V18H173L174 15L176 16V18L174 17L175 19L173 18V20H172V19H170V18L168 17ZM201 15H200V17H201ZM245 15H244V16H245ZM126 16H127V15H126ZM130 16L134 18L133 15H130ZM152 16H153V15H152ZM157 16H158V15H157ZM178 16H180V17H178ZM194 16H191V17H194ZM197 16H199V13H198ZM197 16H195V17H196L195 19H198V20H199L200 18H199V17L197 18ZM248 16H249V15H248ZM150 17H151V16H150ZM154 17H155V16H154ZM208 17H209V18H208ZM241 17H243V16H241ZM124 18H125V17H124ZM126 18H127V17H126ZM128 18H129V16H128ZM128 18H127V21H128ZM166 18L168 19L167 21H166ZM245 18H246V17H245ZM143 19H144V18H143ZM152 19H153V17H152ZM152 19H151V20H152ZM190 19H191V18H190ZM190 19H188V21H187V19H186V22H185L186 25L184 24V25H185L184 27H183V26H182V27L180 26L179 29H178V28H173V27H176V25L179 27V25L176 24V23L178 22V20H177V22L175 21V22H176V23H175V26H174V24H173V25H171V24H170V25H167V23L164 24L163 21H162V22H159V23H161V25H160L161 28H159V25H158V29L161 30V31H159V32H161V33H163V34L159 33V34H161V35H159V34H158V35L161 36V37H158V36H157L158 38H157L156 44H155V42H154V44H152V45L154 46V49H155L154 52H152V51L154 50L153 48H152L153 50L151 51V46H152V45H150V47H149V48H150V51H149V52H152V53H153L152 56H155V55H154L155 52H156L155 54H157V53L159 54V52L162 51L161 49H164V50H165L164 53H163V55H161V57H164V56H165V57H164V58H159V57H158L159 55H157L156 58H155V59H158L157 61L161 60V61L163 62V61L166 60L165 62H167V61H168V60H167V59H168L167 57H170V55H172V56L174 55V54H172V53H173V49H170V48H169V47H171V46L173 47V45H174V52H175V54H176V52H177V54H180V53L182 54V53L185 52V51H186V52H189L188 49H186V48L188 47V45H189V43H190V39H191V38H189L190 36L185 37V38H187V39H186L187 41H185V43L187 42V44L184 43V44L187 46V47L185 46V47H186V48H185L186 50H185V49H182V50H181V48H184V47H182V46H184V45H182L181 47H179L180 43L183 42V41L178 42L179 38L181 39V36H180V37H179V36H176V35H177V34H176V35H175L176 37H174V35H172V34H174V33H171V31L175 32L174 29H177V32H181V31H183V30H181V28L185 29L187 25H190V24H191V23H190L191 21L189 22ZM195 19H193V20H194L193 23H195L194 25L192 24L193 27L200 25L199 22H201V20H200L199 22H195V21H196ZM208 19H209V20H208ZM125 20H126V19H125ZM149 20H150V19H148V21H149ZM191 20H192V19H191ZM198 20H197V21H198ZM127 21H125V22H127ZM129 21H130V20H129ZM141 21H142V20H141ZM146 21H147V19H146ZM148 21H147V22H148ZM133 22H134V21H133ZM151 22H152V21H151ZM181 22H180V23H181ZM137 23H138V22H137ZM142 23H143V22H142ZM170 23H171V22H170ZM126 24H128V26H129L130 23L127 22ZM149 24H150V23H149ZM153 24H155V23H153ZM153 24H152V25H153ZM163 24H164V25H163ZM140 25H141V24H140ZM150 25H151V24H150ZM181 25H182V23H181ZM131 26H132V25H131ZM131 26H130V27H131ZM167 26H169V28H167ZM172 26H173V27H172ZM126 27H127V26H126ZM140 27H142V26H140ZM153 27H155V25H154ZM147 28H148V27H147ZM191 28H192V27H191ZM191 28H188L187 30L185 29V31H189ZM128 29H129V28H128ZM149 29H150V28H149ZM151 29H152V30L154 29V31H155V28H152V27H151ZM162 29H163V30H162ZM165 29H166V30H165ZM167 29H168V30H167ZM170 29H171V30H170ZM124 30H125V29H124ZM131 30H132V29H130V32H131ZM169 30H170V33H169ZM125 31H126V30H125ZM163 31H164V32H163ZM127 32H128V31H127ZM156 32H158V31H156ZM156 32H155V34H156ZM166 33L171 34L173 37L170 38L171 35H170V37H169V36H167L168 34H166ZM152 34H153V33H152ZM152 34H151V37L154 38L156 35H154V34L152 35ZM180 34H181V33H180ZM184 35H186V33H184ZM188 35H189V34H188ZM163 36H164L165 38H164ZM153 38H150V39L152 40ZM166 38H168V40H167ZM185 38L183 37L182 40H185ZM188 38H189V39H188ZM203 38H204V37H203ZM164 39H166V40H164ZM174 39H175V41L177 40V43H179V44H176L175 41H174ZM205 39H206V38H205ZM151 40H149V42H150ZM154 40H155V38H154ZM158 40H159V43H158ZM163 40H164V41H163ZM172 40H173L174 42H172ZM188 40H189V42H188ZM198 40H199V39H198ZM201 40H202V42H203L204 39H201ZM201 40H199V41H201ZM161 41H162V42H161ZM165 41H166V42H165ZM167 41H169V42H167ZM179 41H180V40H179ZM191 42H192V41H191ZM204 42L206 43V40H204ZM204 42H203V44L201 43L202 45H200V51L202 50V47H204ZM151 43H152V42H151ZM151 43H150V44H151ZM162 43H166V44H162ZM170 43H172V44H170ZM197 43H198V42H197ZM159 44H162L165 48H167V49L169 48L170 50H169V49L167 50V49H165L164 47H163V48H159V47H160ZM167 44H168V46L166 47L165 45H167ZM169 44H170L171 46H169ZM175 44H176L178 47L175 46ZM206 44H207V43H206ZM155 45H156V47H155ZM162 45H161V47H162ZM190 45H191V44H190ZM190 45H189V46H190ZM197 45H198V44H197ZM198 46H199V45H198ZM172 47H171V48H172ZM176 47H177V48H176ZM158 48H159V49H158ZM188 48H189V47H188ZM157 49H158V50H157ZM171 50H172V53L169 52V51H171ZM175 50H176V51H175ZM177 50H178L180 53H179ZM184 50H185V51H184ZM167 51L170 53V55H168L169 53H168ZM149 52H147L146 55H149V54H150ZM152 53H151V54H152ZM161 53H162V52H161ZM165 53H166V54H165ZM151 54H150V55H151ZM164 54H165V55H164ZM177 54H176L175 56H176V59H178V60L175 59V56H174V60H173V59H172V60H173V61H177V62L180 61V64H181L182 62L186 61V62H184L182 65H179L177 68L182 67V66L185 67V66H186L185 63L188 64V62H189L187 57H188L189 55H191L190 52H189V54L187 53L188 56L186 55V53L183 54V55H181V56H183V57H179L180 55L178 56ZM201 54H202V53H201ZM167 55H168V56H167ZM185 55H186L187 57H185ZM152 56H150V58H152ZM166 56H167V57H166ZM172 56H171V57H172ZM157 57H158V58H157ZM143 58H145V57H143ZM148 58H149V57H148ZM148 58H147V59H148ZM166 58H167V59H166ZM172 58H173V57H172ZM153 59H154V57H153ZM164 59H165V60H164ZM182 59H185V60L182 61ZM189 59H190V57H189ZM145 61H146V58H145ZM150 61H151V60H150ZM150 61H149V62H150ZM169 61H170V59H169ZM193 61H194V60H193ZM162 62H156V60H155V61L153 60V62H150L151 64L149 63V64H147V65L145 64V65H146V66H148V65H149V66H151V65L153 66L154 63H155L154 65H156V64L158 65V63H161V64H163V66H162L163 69H161V70H165V66H164L165 64L162 63ZM109 63H111V62H109ZM152 63H153V64H152ZM171 63H172V61H171ZM175 63H176V62H175ZM175 63H174V64H175ZM189 63H191V62H189ZM193 63H194V62H193ZM161 64H159L158 67H161ZM167 64H168V63H167ZM174 64H173V65H174ZM184 64H185V65H184ZM191 64H192V63H191ZM142 65H143V64H142ZM145 65H144V66H145ZM169 65H170V64H169ZM176 65H177V64H176ZM189 65H190V64H188V66H189ZM152 66H151V69H152ZM170 66H171V65H170ZM170 66H169V67H170ZM188 66H187V67H188ZM83 67H84V66H83ZM154 67H155V66H154ZM154 67H153V68H154ZM156 67H157V66H156ZM156 67H155V69H156ZM158 67H157V69H156L157 71H155L157 74H156L155 72H153L155 69H154V70L152 69V71H151V72H153V75H154V76H153L152 74L149 75V73H150L149 70H148L149 73L144 72V69H142V71L140 70L141 73H143V74L146 73V74L148 75V77H150L151 79H152V76H153L154 79H152L151 82H153V80L156 79V81H154L153 83H157V87H156V84L154 85V89H156V88H157V89L154 90V91L162 90V88H164V87L166 86L167 89H169V90L171 89V91L174 90V89H176L177 91L179 90V91H178V93H179V92H180V89H182L183 86H182L181 88L179 87V89H177V87H176L177 84H180V86H181V84H182V85H185L184 87H187V86H188V83H191V81H192V83L194 84V81H193L194 79H193V77H195L196 75L193 74V72L191 73V69H190V68H188V69H189L190 73L192 74V76H191V74H190L188 71L186 72V69H187V68H186V69L184 68V70H185L184 72H180V71H178L177 69H175V68H176L175 66H173V67H175V68H173L175 72L172 71L173 69H172L171 71L175 74V76L178 77V76L181 75V77H178L179 79H177V77H175V76L172 77V76H173V73H172L170 70L167 71V69H166L167 73L170 72L171 74H170V73L167 74V73H165V71H164V73L166 74V76H165L166 78H165L164 80H162V78H163L164 76H163V74H162V75H161L162 77H159V74H158V72H159L158 69H159V68H158ZM166 67H167V66H166ZM191 67H192V66H191ZM149 68H150V67H149ZM192 68H193V67H192ZM194 68H195V66H194ZM168 69H169V68H168ZM159 70H160V69H159ZM176 70H177V71H176ZM179 70H183V67L180 68ZM148 71H147V72H148ZM195 71L197 72L196 69H195ZM161 72H162V71H161ZM179 72H180V73H183L185 77H183V75L180 74ZM185 72H186V73H185ZM176 73H178V74L176 75ZM188 73H189L190 76H191L190 79H189V76L187 75ZM155 74H156V75H155ZM179 74H180V75H179ZM157 75H158L159 78L156 77ZM137 76H138V75H137ZM137 76H136L135 78H138V79H139V85H140V83H141V82H140L141 80H142V83H145V84H146V82H147L146 80H147V79H145V81H143L144 79L141 78L142 75H141V76L139 75L138 77H137ZM83 77H84V80H85L86 76H83ZM142 77L145 78V77H147V76H145V74H144V76H142ZM155 77H156V78H155ZM87 78H88V77H87ZM191 78H192L193 80H191ZM196 78H197V77H196ZM196 78H195V83H196ZM158 79H159V80H158ZM166 79H167V80H166ZM168 79H171V80L173 79V80H175V82H176L177 84H175V82H174V83H173V82L171 83V81L168 80ZM186 79L188 80L187 83L185 82V81H187ZM133 80H134V79H133ZM173 80H172V81H173ZM176 80H177V81H176ZM178 80H179V81H178ZM183 80H184V83H185V84H183ZM189 80H191V81L189 82ZM81 81H82L83 83H85L87 80H85V81L81 80ZM136 81H137V80H136ZM159 81H163V82H162L163 84H162V85H159V84H161V83H159ZM166 81H167L168 83H167ZM169 81H170V83L173 84V85H171V84L169 83ZM261 81H262V80H261ZM87 82H88V84H89L90 81L88 80ZM87 82L85 83L86 85H85L84 88L82 87V86H84V85H80L81 87H80L79 85H75L74 88H73L74 91H75V92L78 91V93L80 94L79 89H80L81 91H83L82 89H85V90H87L88 88L90 89L91 86L88 87V86H87ZM91 82H92V81H91ZM137 82H138V81H137ZM151 82H149V85L151 84V88H153V84H152ZM262 82H263V81H262ZM83 83H82V84H83ZM130 83H131V82H130ZM132 83H133V82H132ZM164 83H166V84H164ZM263 83H264V82H263ZM263 83L260 82V84H263ZM77 84H78V83H77ZM80 84H81V83H80ZM167 84H168V85H167ZM169 84H170L171 86H170ZM174 84H175V85H174ZM193 84H191V85H193ZM134 85H135V84H134ZM136 85H137V83H136ZM136 85H135V86H132V85H131V87H134V89H132V94H134L133 92L138 91V90H140V91H144V92H146V93H149V88H148L149 85H145V87L143 86L144 84L141 85V87H140L139 85H137V86H139L138 88L136 87ZM194 85H195V84H194ZM258 85H259V84H258ZM158 86H159V87H158ZM162 86H164V87H162ZM168 86H169V87H168ZM172 86H173V87H172ZM178 86H179V85H178ZM189 86H190V85H189ZM256 86H257V85H255L254 87H256ZM260 86H262V85H259V86L257 87L258 90H259V87H260ZM86 87H87V89H86ZM135 87H136V88H135ZM166 87H165V88H166ZM174 87H175V88H174ZM184 87H183V88H184ZM173 88H174V89H173ZM188 88H189V87H187V90H185V91H189ZM257 88H256V89H257ZM261 88H264V86L260 87V90H261ZM167 89H164V90L162 91L163 94H162V93H157L158 95H156L155 92H154V93H151L152 95H150V93H149L150 96H149V95H148V96L146 95L147 98H141V97H140V98H137L136 96L134 97V96L132 95L133 97H131V98H133V99H141V100H142V99H145V100H146V99H148V97H149L150 100H149V101H148V100H146V101H143V100H142V101H141V100L137 101V100H136L137 105H138V102H141V106H139V105H138V106H139V108H140V107L142 108V109H141L142 113H141V111L139 110V108H138V111H137V108H136V110H134V109L132 110V109H131L132 111H135V112L137 111L136 114H135L134 112L131 113V114L134 116V118H131V119H134L133 121H132L131 119H128V118H127V116H129L130 114L127 113L126 111H125V112H126L128 115L125 114V116L127 115L126 118H125V117H122L123 119L125 118V119H124L125 122H126V120L128 119V120H129L128 122L130 123V122L132 121L131 123L133 124V128H132V127L130 126L131 123L129 124L128 122H126L127 128H125V129H128V128H129L128 125H129V126H130V131L132 132V130H133L134 132H136V133L132 132V133H130V134H129V132H128L127 135H126V133H125L126 136H124V137H125V138L127 137L126 141H127V140L129 141V140H130L129 137H130V135H132L133 133H134V136L136 137V135H138V132H141V131H142V133H139V134H141V135H139V137H140V136H141V137L144 136V137H142L143 140H142L141 137L139 138L140 140H138V137H136L137 139H136V138H135V139H136V141H138V142H136L135 139H133L134 136L132 135V136H133L132 139H133L134 141H133V140H130V141H131L130 143H132V141H133V142H136V145H138L139 142H140V143H141L142 141L144 142V143H143L144 146H142V144H140L141 146L138 145V147H141V149L139 148V151H138V152L141 153V151H142V152H143L142 155H145V157H144V156H142V155L139 154V155H140V158H139V155H137L138 152H137V151L135 152V150H138V149H136V148H138V147H137L136 145H134V143L131 144L132 147L135 146L136 148L133 147L135 150H134L132 147H131L130 149H133L132 151H134V153H137V154H135V155H133L134 153L131 154V155H132V156H137V158H136L137 160H136L135 158H133L132 160H134V161H131L132 156H131L130 154H126L127 151H126V150H123V148H126L125 146L123 147V145L126 144V142L123 141V139L125 140V138L122 139V137H121L122 133H121L120 135H117V134L120 133V132L118 133L119 130H117V134H116V133H115L116 130L114 131V129H113L112 127L116 126V129H119L120 126H121V125H120L121 122L124 123V124H125V122H124V121H120V120H121V119H120L121 117H120V118L118 117V118L120 119V120H119L120 122L118 121L119 124H118V125H117V124L115 125V123H116L115 121H116V120H114V119L111 118V115H112V114H108V110H107L108 108H105V107L108 106V105H106L105 107L103 106L105 109H104L102 106H100V108H99L100 110H99V111L97 110L98 113H99V114L97 115V117H98V118H97V121H96L95 119H94V120H95V121H94L93 119L90 118V117L92 116V115H90V114H92L93 112H95V111H93L92 113H89L88 116H85V117H87V119H88V118L91 119V122H87V121H85V118H82V119H84V123L81 124L80 121L78 122L79 124H78L77 126L79 127V125L81 124V125H83V127H81V125H80V127L78 128L79 130L75 131V132H77V133H75V135H76V134L78 135V131H82V130H80V129H83L84 127H86V128H85V131L83 130L84 133H83V132H82V133L80 132L82 138H81L80 136H78V137H79L80 139H82V140H83V139L86 140L87 138H89L88 140H90V138H92V137L95 136V135L93 134V130H95L96 127L94 126V127H95V128H94V127H92V126L96 124V125H97V128L99 129V126H98V125H100L101 123H98V121L100 122V120H104V116L106 117L107 114H108V116H110V117H107L108 120L105 118V119L107 120V121H106V120H105V121H106V122H109V121H110V122L112 123V121H111V119H112L113 122H115V123L113 124L114 126L111 127V126H109V124H111V123L109 122L108 125H106V126H104V127H106V128H107V126H108V127H111V128H112V131L109 132V131L111 130V128H110V130L108 131L109 134H111V133H115V134L117 135V136L115 135L116 137H118V136L120 137V138H118L119 141H120V139H122V141L120 142V144H122V143H123V144H122V145L119 144V146H118V143L115 142L114 140H112V138H114V139L116 138V137L114 136V134H113V136H112V135H109V134H107L108 132L106 133V131H105L106 129H101V127H100L101 131L99 130V132L101 133L102 130H104L105 133H106L107 135H109V137H110V139H111V140H109V138L106 136V134H104V135L107 137V138H105V142H106V143H105V146H107L106 144L111 145V149L113 148V149L115 150V151H113V152H114V156L112 157L113 152L110 150V147L108 146V147H109V151L111 152V157H112L113 161H111L112 159L109 158L110 155H109L108 151H107L108 154H107L106 152H104V151L101 152V149H102L101 146H103V148L106 149V147H104V145H102V144H104V142H103L104 138H103V140H102V136H104V135H102V136H100L101 134L97 135V136H99L98 138H101L102 142H101V140L99 139V144H100L101 146H100L98 143H94V142H93V145H94V144H98V145H97L98 147L95 145L96 148H95L93 145H91V143H92V139H93V138L90 140V142L88 141V143H87L86 141H85L86 143H81V142H82V141H81L80 143H81L82 146H78V145H77V146H76V145L74 146V148L76 147V149H77V147H80V150L83 151V152H82V153H84V154H83V158H84V156H85V158H84V159L82 158V160L85 161V159L88 158V159H87V162H85V163H89L90 160H93V161H94V159H93L94 155H92V157L89 156V155H91V153L94 154L95 149H96V153H97V154H98V152H100L99 154H101V153L107 154V155L109 156L107 162H109V163L105 162V163L103 164V163L101 162L102 159H101V160H99V159H95V160H97V161H95V162H92V161H91L93 164H92L91 162H90L91 164H87V166L90 165V167H88V169H89V168H90V169H91V168L93 169V171H92V169H91L90 172H91V171H92V172L89 173V174H92V175H90V177H88V176H85V174H84V176H83V174H82L81 176H79V177H81V180H79V182H81V181L83 182L82 179H85V178H86V179L84 180L85 183L88 182V179H87V178H90V179H91V178H92L91 176H93V177L95 176V175L93 174V172H94L95 174L98 172V174H96V176H95L94 178H96V179L98 178L99 180H96V179L92 178L91 180H89V183H87L88 185L85 184V183H83L85 186L82 185V182H81V184L78 183V185H80V187L83 188V190H82L81 188H80V190H81V191H84V192H83L84 194L81 192V193L83 194V195H82V197H83V199H82L83 202H81V205H80L81 208H79V205H77L79 202H78V203L76 202V203H77L76 205L78 206L79 209H77V206L74 205V203H71V204H73L72 206H73V208L75 209V211H74V209H73V210L70 211V213H68V211H69V208H70V209L72 208V207H71V204H70V206L67 208L68 210H66V209L64 210V208H63L62 210L58 209V211H59V210H60V211H66V213L69 214V215H68V214H64V213H62V215L64 214L65 218H64V216L61 215V212H60V211H59V212H60V215H58L59 213L57 212V213H58V214H57L56 211H55L54 209H52L53 207H52L51 209H48L47 212H46L47 207H46V209H44L45 212H43V210L41 211L40 209H42L43 205H45V204H44V202H45L44 199H43L44 202L41 200V201H42V204H43L41 207H39V208L37 207L36 210L34 209V210H33V213H31V212H32V211H31V212H30V215L27 214V211H25V210H27V209H25V208H26V206L28 205V204H27V201H28L27 198H28V195H29L30 193H28L27 196H25V195H23L22 193H20L21 191L19 192V190L17 191L15 188H14V189H15L17 192H19V193H16V191H15L14 189H13V190H14L15 193L13 192L12 189H10V190H12V191L7 192V191L9 190V188H12V184H11V183H10V184H8V183L5 184V185L7 186V189H8V190H7V191L4 190V191H5L4 193H0L1 196H4L3 198L0 197V219H1V220H0V223H2V220H3V221H6V220H7V219L4 220V218H8L9 216H15V215H16V216H15L16 218H17L18 216H20V217L18 218V220H19L20 218H21V220L24 219V221H25L26 223H22V222H24V221H22V222H21V221H18V222H21L22 224H26V225H24L26 228L28 227V226H27L28 223H30V225L32 226V227L30 226L31 228H29V231H28V229H24L25 231H22V230H21L22 233H20V232L17 230V229H19V228H18L19 225L16 226L18 222H17V220L15 219V217L13 218V220L15 219L17 223L15 222L16 225H14V224L12 225L13 229L11 228V226H9V227H10V228H9L8 226H4L3 223L0 224V229L5 230V231H3V230H1V231H2L3 233H6L7 236H8V238L11 237V238L9 239L10 244H8V245L12 246V248L14 247L15 249L19 250V252L23 249V246H24V245H25L24 247H26L25 249H26V250H29L28 252H23V251H21V253H22L21 255H18L19 252H18L17 250H15V254H16V255H15V259H13V257H12V259L14 260V261L12 260V263H13V264H14L15 262H16L17 264H24V262H25V264H26V263H27V264H34V262H35V264H46V263H47V264H53V262H54V264H60V263H62V264H63V263H64V264H87V263H88V264H93V263H95V262H92V258H91V256L93 255V252H95L96 248H98V251H97V253H96V259H100V258H102V257H100V258L97 257V256H100L101 254H103V258L105 257V255L108 254V257H106V258H107L109 261H108V260L105 261V262H107V263L109 262L108 264H110L111 261L114 263L116 257H117L118 259H116L117 262L115 261L116 263H114V264H119V262H121V261H122L121 264H123V262H124L125 259H126L125 264H127L126 262L128 261V259H131V258H130V256H129V258H126L127 256H126V254H124V252H125L124 250H125V247H126V250H127V251H126L125 253L128 254L129 249L132 248V247H131L132 244H134V245H132V246H133V249H136V248H137V249H138L137 251H139V253L137 252V255L139 254V255L144 259V260H143V259L141 260V257H138V256H137L140 260H139V259H136V260H138L139 262H137V261H135V260H133V262L135 261V262L141 264L140 261H142V263H143V261L145 262L146 259H149V260L146 261V262H148L147 264H153V263L150 262V261H152L154 258H155L154 260H157V257H154V255L156 256V253L153 252V249H151L152 252H153V253H152L153 256L149 253V251H148L149 248H147V250L145 249L146 247H145V248L143 247V249H141V250L139 249V248H142V245H145V243L142 244V242H143V241H146L145 239H140V240L138 239L139 237H140V238L143 237L142 234H141L142 237H141V236H135V237H138V238H135V240H137V241H134V240H133L134 237L131 238V237L134 236L135 234H136V235H139V234H138V231H139V229H140L141 227H142V230L140 229V231H141V233H142V231H143L144 228H145V227L143 228V226L146 224L145 222L148 221L147 218H146V219L144 218V219H145V220H144L145 222H143V223H144L143 226H141L139 229L136 228V227L134 228V229H137V230H138V231L136 230L137 233H136V231L134 232V230H132L133 228H132V229L130 228V225H129V227H128V223H125V222L130 221V223H131L132 220H136V219H134V218H136V217H139V218H140V215H142V214H138V212H139V213H140V212L142 213V211L144 212V211H145V208H146L147 206H149V208H150V209H148V207H147V209H148V210H151L150 212H152V213H150L149 215H151V214H153V213H156V215H158V211H157L156 209H157V207H159V205L162 204V203L159 204L158 202L161 201V200H162V202H163V200H167V198H164V197H167L165 194H167V193L170 192V191H167L165 194H162V195H165V196H161V194H159V196H157V197H159V198L162 197L161 200H159V201L156 200L157 197H155V195H154L153 198H155V199L152 198V200L150 199L151 201H149V202H152L153 204L149 203V205H148V203H146V200H147V202H148V199H149L148 197L151 198V196L148 195V194H150V193H148V192L152 191L150 195L153 196V189H154L153 187H155V186L153 185V187L151 186V187H152V188H151V187H150V184L153 183V181L156 180L157 176H159V178H161V176H162V177L165 176L164 179H166V177H167L166 180H162L163 178H162V179H158V180H162L161 184H163V181H164V184H163L162 186H161V184H159L158 187H162L163 190H164V192H165V191L168 189V188L166 187L165 184L167 183V181H169L168 179H170V178H168V177L170 176V174L172 175V176H170L171 178H175V176L173 177V174H174V173L171 172V170H172V169H171L172 166H173V165L175 166V164H173L174 161L171 160L173 163L170 164V167H169V169H168L169 163L171 162V161H169V160H170L169 157L171 156V154H172V156H173V152H174V151H178V152L182 153V150H181V151L179 150V149H181V147L178 146L179 142H177V143H178V144H177L176 141L181 140V139H180V138H181V136H180L181 134L179 135V133H181V132H183V131H186L187 129L182 131V129H181L182 127H179V126H182V124H183L182 122H183V121H184V122H186V121L188 122L189 119H188V120H187V119L183 120V119H184L185 117H187L188 115H187V116H186V115H185V116H182V115L180 116V115H178V111L180 110V108L183 109L180 105H183L184 100L187 98V96H185L186 98L184 97L185 99H183V96H184V95H181L182 97H180V98L183 99V103H182V100H181V101L179 100L180 98L177 99V100H176V98H174L175 100H173V102H175V101L181 102V103H178V106H177V103L175 102L177 108L179 107L178 110H176V114H177V115H176V114H174V115H170V114H172V113H175L173 109H177V108H173V109H171V107L175 105V103L173 104V102H172V106H171L170 108H167V109H166L167 112H165V110H164L163 112H162V111L159 112V110H161V108L164 106V105H163L164 103L162 104V102H159V103H161V104L163 105L161 108L156 107L155 104H154V107H153L151 110H150V108H149V105L153 104V102L155 101L153 98H156V96L159 97V95H164V97H167V96L170 94V95H169L170 97H169V96H168V97L171 98V99H173V96H174V97H175V96H178V95L175 93L176 90L173 92L174 94H172V92L169 91V92H170V93H169V92L167 91ZM189 89H191V88H189ZM256 89L253 88V92H252V93H254V94H252V95H255L256 93L259 94V92H257ZM151 90H152V89H151ZM151 90H150V91H151ZM182 90H183V89H182ZM182 90H181V91H182ZM260 90H259V91H260ZM140 91H139V92H140ZM254 91H256V92H254ZM263 91H264V89H263ZM88 92H89V90L87 91V93H86V92H84V93H86V95H88ZM151 92H153V91H151ZM167 92H168V93H167ZM183 92H184V90H183ZM260 92H262V90H261ZM78 93H75V94L78 95ZM84 93H83V94H84ZM141 93H142V92H141ZM146 93H145V94H146ZM165 93H167V94H165ZM185 93H187V92H185ZM136 94H137V93H136ZM179 94H180V93H179ZM182 94H184V93H182ZM187 94H190V93H187ZM187 94H186V95H187ZM263 94H264V93H263ZM263 94L259 95V97H260V96H263ZM80 95H81L80 97L83 96L82 94H80ZM84 95H85V94H84ZM86 95H85V96H86ZM134 95H135V94H134ZM137 95H138V94H137ZM172 95H173V96H172ZM85 96H83L82 99L86 98ZM139 96H140V93H139ZM143 96H144V93H143ZM256 96H257V95L253 96L252 98L255 99V98H257ZM151 97H153V98H151ZM162 97H163V96H161V98H157V99L161 100ZM259 97H258V98H259ZM101 98H103V97H101ZM101 98H100L99 100H102V102H104L103 99H101ZM131 98H130V99H131ZM169 98H168V99H167V98H163V99H167V100L169 101ZM194 98H195V97H194ZM104 99H105V98H104ZM133 99H131V102L133 101ZM151 99H152V101H151ZM157 99H156V100H157ZM84 100L86 101V99H84ZM97 100H98V99H97ZM106 100H108V99H106ZM159 100H157V102H158ZM189 100H190V98H189ZM256 100H257V101H260V99H256ZM82 101H83V100H82ZM119 101H120V100H119ZM128 101H129V100H128ZM147 101H148V103H147ZM161 101H162V100H161ZM186 101H188V100L186 99L185 102H186ZM195 101L197 102V100H193L192 103H191V102H187V104H188V103H191V104L194 103V105H195V104H196ZM87 102H88V101H86V103H87ZM91 102H92V103H91ZM94 102H96V100H95V101H90L89 104L91 103L90 105H92ZM97 102H99V101H97ZM97 102H96V103H97ZM109 102H110V101H109ZM109 102H108V103H109ZM133 102H134V101H133ZM142 102H145L146 105H147L148 107H147V106H144L145 103L142 104ZM150 102H152V103H150ZM164 102H166V104L168 103V102L165 101V100H164ZM170 102H171V101H169V104L171 105ZM84 103H85V102H84ZM99 103H100V102H99ZM99 103H98V104H99ZM110 103H114V102H110ZM110 103H109V104H110ZM115 103H116V102H115ZM121 103H122V102H121ZM121 103H120V102L118 103L120 106H116V108H117L118 110L115 109L114 111L118 112V111L122 108L121 106H123V104H121ZM159 103H158V104H159ZM257 103H258V102H257ZM89 104H88V105H89ZM98 104H97V105H98ZM103 104H104V103H103ZM118 104L116 103V105H118ZM130 104L132 105V103H130ZM135 104H136V103H135ZM169 104H168V105H169ZM179 104H180V105H179ZM187 104L185 103L184 106L188 107L189 105L187 106ZM197 104H198V103H197ZM94 105H95V104H94ZM99 105H100V104H99ZM101 105H102V104H101ZM170 105H169V106H170ZM194 105H193V106L190 105L189 107H190V108H193ZM109 106H110V105H109ZM111 106H113V105H111ZM151 106H153V105H151ZM195 106H197V105H195ZM92 107H93V109H94V106H92ZM96 107H97V106H96ZM101 107H102V108H101ZM113 107L115 108V105H114ZM119 107H120V109H119ZM123 107H124V106H123ZM130 107H131V106H130ZM133 107H134V106H133ZM135 107H137V106H135ZM145 107H146V109H143V108H145ZM174 107H175V106H174ZM189 107H188V108H189ZM109 108H110V107H109ZM114 108H113V109H114ZM148 108H149L150 111H155V109L157 108L158 110L156 109V112H158V113L155 114V115H156L157 117H158V116H161V117H158V118H159V119H162V121H159L158 118L154 117V118H156L155 120H154V118H153V120H154V125H153L152 123H150V122H153V121H151V120H152L151 117L155 116V115L153 114V113H155V112H153V113L151 112L153 116H152V115L149 116V113H148L149 111L146 112V110H148ZM163 108H164V107H163ZM87 109H88V110L91 109V106H90V107L87 106V108L85 109V112L87 111ZM95 109H96V108H95ZM95 109H94V110H95ZM101 109H102V110H101ZM168 109H171V112H172V111H173V112H172V113L168 112ZM184 109H185V108H184ZM103 110H105L106 112L103 111ZM110 110H111V109H110ZM122 110H123V109H122ZM143 110H145V111H143ZM189 110H190V109H189ZM192 110H194V108H193ZM90 111H92V110H90ZM90 111H88V112H90ZM114 111H112V113H114ZM120 111H121V110H120ZM127 111H128V110H127ZM169 111H170V110H169ZM184 111H185V110H183V113H184ZM187 111H188V109L186 108L185 114L187 113ZM100 112H101V113H100ZM130 112H131V111H130ZM138 112H140V113H138ZM144 112H145V114H143ZM164 112H165V113H164ZM188 112H189V111H188ZM192 112H193V111H192ZM110 113H111V112H110ZM120 113H121V115H119V116H123V115H124L122 112H120ZM120 113H119V114H120ZM159 113H164V114L167 113V115L170 113V114H169L170 117L174 116L175 119H177V121H176V120H173V122L175 123L176 129L179 128L178 131H177L176 129H174L175 126H173L174 123H173L172 120H171L173 117L170 119L169 116H168V117H167L166 115L163 116V114H159ZM180 113H181V112L179 111V114H180ZM85 114H86V113H85ZM94 114H95V113H94ZM96 114H97V112H96ZM114 114H115V113H114ZM114 114H113V115H114ZM122 114H123V115H122ZM141 114H142L145 118H144L143 116H141ZM187 114H188V113H187ZM190 114H191V110H190ZM79 115H83V116H81V117H84V113L82 114V111H81V114H78V116H76V118L74 117V119L77 120V117H79ZM86 115H87V114H86ZM89 115H90V116H89ZM146 115L149 116V118H146ZM100 116H101V119H100ZM137 116H138V117H137ZM139 116H140V117H139ZM81 117H79V119H80ZM92 117H93V116H92ZM94 117H96V116H94ZM130 117H132V116H129V118H130ZM164 117H165V121L168 120V119H166V117L169 118V119L171 120L170 122L168 121V122H169V123H168V126H170V127L166 126V125H167V124H166L167 122H164V121H163V120H164V119H163ZM183 117H184V118H183ZM188 117L190 118L191 115H189ZM113 118H114V117H113ZM135 118H137L136 120H138L139 123H137L138 121H136ZM150 118H151V119H150ZM79 119H78V120H79ZM87 119H86V120H87ZM89 119H88V121H90ZM109 119H110V120H109ZM143 119H145L146 122H145V120H143ZM147 119L150 120V122H148ZM173 119H174V118H173ZM78 120H77V121H78ZM80 120H81V119H80ZM92 120H93V122H92ZM142 120H143L144 122H143ZM178 120H181V123H182L181 125H180V123L178 122ZM182 120H183V121H182ZM77 121H76V123H77ZM105 121H104V122H105ZM134 121H136V123H137L136 126H135L136 123H134ZM155 121H157V122H155ZM175 121H176V122H175ZM82 122H83V121H82ZM141 122H143V124H142ZM147 122H148V123H147ZM162 122H163L162 125H165V126H163V127H159L157 123L161 124ZM171 122L173 123L172 126H171ZM177 122H178V124L176 125ZM187 122H186V123H187ZM76 123L74 122V124H76ZM85 123H87L88 127H87V125L84 126ZM90 123H91V124H90ZM102 123H103V122H102ZM127 123H128V124H127ZM140 123L143 125V127H142V125H139ZM145 123H146L147 125H145ZM149 123H150V124H149ZM155 123H156V124H155ZM189 123H190V122H189ZM189 123H188V125H189ZM191 123H192V120H191ZM191 123H190V125H191ZM89 124H90V126H91V129H93V130H90V128H89ZM105 124H107V123H105ZM105 124H104V125H105ZM124 124H122V127H123ZM151 124H152V125H151ZM235 124H236V123H235ZM235 124H234V125L231 124V125H232V126H235ZM150 125H151V127H150ZM156 125H157V126H156ZM162 125H161V126H162ZM178 125H179V126H178ZM190 125H189V126H190ZM77 126L75 125L74 128H76ZM117 126H119V127H117ZM139 126H141V127H139ZM145 126H147V127H145ZM155 126H156L158 129H157ZM183 126H186V124H185V125L183 124ZM189 126H186V127H189ZM232 126H231V127H232ZM102 127H103V125H102ZM122 127H121V128H122ZM134 127H137L140 131H139L138 129L136 130V128H134ZM144 127H145V129L147 128V129H146L147 131H146L145 129H142V128H144ZM173 127H174V128H173ZM190 127H192V126H190ZM193 127H194V126H193ZM228 127H229V126H228ZM114 128H115V127H114ZM131 128H132V130H131ZM154 128H156V129H154ZM161 128H163L164 130H162ZM165 128H166V129H165ZM168 128H170V129L173 128V129L175 130V132H176L177 134H176L175 132H174V134H175V135H178V137L180 136L178 140H177V138H178L177 136H176V137H177V138H176V141H175L174 138L172 137V136L175 137V135L172 133L174 130L171 129V130H173V131H171V130L169 129V131H167ZM183 128H185V127H183ZM150 129H152V130H150ZM188 129H189V128H188ZM194 129H195V128H194ZM231 129H232V128H231ZM231 129L228 130V134H229V132L231 131ZM234 129H237V128H234ZM75 130H76V129H75ZM86 130H87V131H86ZM143 130H144V131H143ZM148 130H149V131H148ZM156 130H157V131H156ZM161 130H162L163 133L161 132ZM192 130H193V129H192ZM90 131H92V132H90ZM113 131H114V132H113ZM121 131H124V130H121ZM137 131H138V132H137ZM150 131H151V134H150ZM166 131H167V133L169 132V133H168L169 136L166 135ZM170 131H171V132H170ZM190 131H191V130H190ZM194 131H195V130H193V132H194ZM236 131H237V130H236ZM85 132H86V133H85ZM87 132H88V133H87ZM94 132H98V131L95 130ZM124 132H126V131H124ZM124 132H123V133H124ZM143 132H144V133H143ZM145 132H146V133L148 132V133L146 134ZM152 132H153V133H152ZM158 132H159V133H158ZM186 132H188V130H187ZM186 132H185V134H187ZM234 132H235V131H233V132L231 131V133H234ZM90 133H91V134H90ZM103 133H104V132H103ZM156 133H157L158 135H155ZM170 133H171V134H170ZM189 133L191 134V132H189ZM189 133H188V134H189ZM84 134H85V135H84ZM86 134H87V135H86ZM92 134H93V135H92ZM135 134H136V135H135ZM144 134H146V135H144ZM172 134H173V135H172ZM188 134H187V135H188ZM190 134H189V135H190ZM79 135H80V134H79ZM90 135H92V137H90ZM151 135H152V136H151ZM159 135H164V136H163V138H162V137H156V136H159ZM171 135H172V136H171ZM86 136H89V137H86ZM97 136H96V137H97ZM128 136H129V137H128ZM146 136H148V137H146ZM153 136H154L155 139L158 138L159 141H161V140H162V141H161V142H158L157 140L153 139ZM170 136H171V137H170ZM190 136H191V135H190ZM75 137H76V136H75ZM96 137H94V138H95V140L97 141L98 138H96ZM150 137H151V138H150ZM183 137H184L183 139L185 140V136H183ZM228 137H229V135H228ZM79 138H76V139H79ZM128 138H129V139H128ZM164 138H165V139H164ZM167 138H168V139H167ZM170 138H171V139L173 138V140L175 141V143H176V145L179 147V149H178V147H177V150H172V151L170 150V149L173 148V146L175 147V145H173V142H172V146L170 147V145H171L170 142H169V141L171 140ZM76 139H75V141H76ZM163 139L165 140V142H164ZM169 139H170V140H169ZM186 139H188V138H186ZM227 139H228V138L226 137V140H227ZM84 140H83V142H84ZM95 140H94V141H95ZM106 140H109V141H106ZM141 140H142V141H141ZM153 140L156 141V143H155ZM166 140H167V141H166ZM168 140H169V141H168ZM184 140H183V141H184ZM228 140H229V139H228ZM79 141H80V140H79ZM79 141H78V143H79ZM111 141L114 142V143L112 142L114 145H112V143L109 144V142H111ZM128 141H127V142H128ZM151 141H152L153 143H152ZM183 141H182L181 143H184V144H185V141H184V142H183ZM187 141H189V139H188ZM124 142H125V144H124ZM148 142H149V143H148ZM157 142H158L159 145L157 144ZM101 143H102V144H101ZM115 143H117V145H115ZM151 143H152L153 147H152ZM165 143H167V144H165ZM181 143H180L179 145H182V146L184 147V144H181ZM186 143H188V142H186ZM23 144H24V143H23ZM76 144H77V143H76ZM83 144H84L85 146H84ZM89 144H90V145H89ZM146 144H147L148 146H147ZM155 144H157L158 146H161V145H162V146L159 147V149H156V148H157V145H155ZM164 144H165V146H167V147H165ZM168 144H169V145H168ZM26 145H27V144H26ZM26 145H25V146H26ZM79 145H80V144H79ZM126 145H127V144H126ZM128 145L130 146V144H128ZM128 145H127V147L129 148ZM149 145H151V146H149ZM22 146H23V145H22ZM88 146H89V147H88ZM90 146L94 147V148H92L93 151H92V150H88L89 148L91 149ZM99 146H100V147H99ZM112 146H114V147L116 146V148H114V147H112ZM121 146H122V147H121ZM154 146H155V147H154ZM81 147H82V149H81ZM118 147H121V148H119L120 150H118ZM142 147H143V149H142ZM146 147H148V149H147ZM163 147H164V149H163ZM168 147H170V148H168ZM183 147H182V149H183ZM98 148H101L100 151H99ZM22 149H23V147H22ZM22 149L19 148L20 151H19V154H18L17 156L20 157V155L22 154V153H21V150H22ZM26 149H27V147H26ZM76 149H74V151H73L72 153H75V152H76ZM83 149H85V150H83ZM116 149H117V152H116ZM130 149H128V153H129V150H130ZM144 149H146V150H144ZM150 149H154V150H150ZM166 149H167V151L170 150V151L172 152V153L170 152L169 157H167V158H169V160L167 159L168 163H167V162L165 163V161H164V162H162V161H161V162L157 161V163H155L157 166H156L155 164H153V163L157 160V156H156V154H159V152H163V153H164V151H166ZM173 149H176V148H173ZM23 150H25V148H24ZM77 150H78V149H77ZM97 150H98V151H97ZM107 150H108V149H107ZM121 150L123 151V154L121 153ZM158 150H161V151H158ZM255 150H257V149H255ZM88 151H92V152H90V154H89ZM148 151H150V152H148ZM152 151H153V153H154L155 155H154L153 153H151ZM156 151H157V152H156ZM124 152H125V153H124ZM144 152H145V154H144ZM146 152H147V153H146ZM178 152H177V153H178ZM20 153H21V154H20ZM23 153H24V152H23ZM96 153H95V155H97ZM131 153H132V152H131ZM165 153H166V152H165ZM165 153H164V154H165ZM168 153H169V152H168ZM104 154H103V155H104ZM116 154H117L118 156H117ZM119 154H120V155H119ZM125 154H126V155H125ZM147 154H148V155H147ZM152 154L154 155L153 157L155 158V159H153V160H154L153 163H152L151 160L148 161V159H147L149 155H150V156H149V159H152ZM161 154H162V153H161ZM175 154H176V152H175ZM178 154H179V153H178ZM178 154H177V157H178ZM23 155H24V154H23ZM73 155H75V156H73ZM79 155H80V152H79ZM101 155H102V154H101ZM115 155H116V156H115ZM123 155H125V156H123ZM129 155H130V156H129ZM146 155H147V156H146ZM162 155H163V154H162ZM166 155L168 156L167 153H166L165 155H163V156H159V157H161V158L158 157V158H159L158 160H166V159H163L164 156H165V158H166ZM227 155H228V154H227ZM77 156H78V153H77V152H76L75 154H72L71 157L68 156L70 160H71V159L73 160V161H72V160H71V161L69 160L71 163H73V165H74L73 168L76 169V167L78 166L77 168L80 167V169H81L82 171H83V169H84V171H87V166H86V167L84 166V168H81V167H82L81 164H83V161H82V163H81V161H80L81 159H79V157H77ZM80 156H82V154H81ZM97 156H98V155H97ZM104 156H105V155H104ZM104 156H103V157H104ZM179 156H180V155H179ZM225 156H226V155H225ZM42 157L45 159V156H44L43 154H42ZM72 157H74V158H72ZM90 157H91L92 159H90ZM106 157H107V156H106ZM120 157H121V158H120ZM143 157H144V158H143ZM150 157H151V158H150ZM43 158H42V159H43ZM95 158H96V157H95ZM99 158H100V156H99ZM122 158H123V159H122ZM171 158L174 159L173 157H171ZM178 158H179V157H178ZM178 158H176V160H177ZM225 158H226V157H225ZM227 158H228V157H227ZM16 159H18V158H16ZM21 159H22V158H20V160H21ZM23 159H24V158H23ZM23 159H22V160H23ZM89 159H90V160H89ZM105 159H107V158H105ZM117 159H118V160H117ZM125 159H126L127 161H126ZM139 159H140V160H139ZM143 159H144L145 161H143ZM253 159H254V157H253ZM20 160H19V161H20ZM88 160H89V162H88ZM103 160H104V158H103ZM103 160H102V161H103ZM121 160H122V161H121ZM135 160L138 161V162L136 163ZM146 160H147V161H146ZM174 160H175V159H174ZM176 160H175V161H176ZM41 161H42V160H41ZM67 161H68V158H67ZM78 161H79L80 163H79ZM98 161H100V164L102 163L104 166H102V164L99 166V165H98V163H99ZM105 161H106V160H105ZM125 161H126V162H125ZM129 161H130V162H129ZM140 161H142V162H140ZM222 161H223V159H222ZM222 161H219V162H218V161H215L216 166L213 164V166H215V167H212V168H214V169H212V170L217 171L218 168L220 169V170H218L219 172L217 171L218 174H216V175H215V174H212V171H211V174H212V175H211V176H212L211 178H213L214 180H216V179L218 180L217 175L219 176V174H221V173H220L221 170H227V169H226V168H227V167H226V166H227L226 161H224L225 163H223ZM20 162H22V161H20ZM74 162H75V163H74ZM97 162H98V163H97ZM103 162H104V161H103ZM110 162H111V164H112V167L110 166V165H111ZM113 162H114V163H113ZM143 162H144V163H143ZM146 162H147L149 165H148ZM158 162L161 163L162 165L159 164ZM252 162H254V161H252ZM42 163H43V162H42ZM42 163H41V162L39 163V166H38V169H37V170H39L41 167H43V166L40 167V165H41ZM68 163H69V162H68ZM96 163H97V164H96ZM106 163H107V164H106ZM140 163H143V164L140 165ZM222 163H223V166H222ZM250 163H251V161H250ZM79 164H80V165H79ZM105 164H106V167H105ZM113 164H114V165H113ZM129 164H130V165H129ZM134 164H135V165H134ZM137 164H138V166H137ZM145 164H147V165H145ZM150 164H153V166H150ZM158 164H159V165H158ZM167 164H168V165H167ZM194 164H195V163H194ZM194 164L191 165L192 167H191V166H188V165H184V167H185V166H187V167H186V168H184V167H180V168H178V170L180 169V171H181V169H183V168H184L185 170L188 169L190 172H193V170H194V172L197 171L195 174H194V172H193V173H190V172L188 173V170H186L187 173H182V175H184V174H185V175L188 174V176L186 175L187 177L185 176V180H187V182H185V185H186V183H187V185H188V184L190 185V183H191L192 181H194L193 183H191V185H192V189H191V190L197 189L196 187H198V186L200 187L199 182L202 181V180H201V181H200V180H197V179H199V178L201 179V177H198V176L200 175V173L198 172V171H199V167H198V168H197V167L194 168V166H195ZM197 164H198V162H197ZM252 164H253V163H252ZM108 165H109L110 168L108 167ZM133 165H134V166H133ZM163 165L165 166V168L163 167L165 170L162 169V170L164 171V173H161V172H163V171H161V172H157V173L154 172L155 170H156V171H159V169H161V167H162ZM171 165H172V166H171ZM217 165H218V166H217ZM66 166H68V164H67ZM66 166H65V167H66ZM69 166H70V164H69ZM71 166H72V164H71ZM101 166H102L103 169L101 168V169H102V171H101V173H100L101 175H99V172H100V171H99V170H100L99 167H101ZM113 166H114L115 168H113ZM130 166H131V167H130ZM132 166H133L134 168H133ZM141 166H142V167H141ZM154 166H156V168H157L158 170L155 169ZM158 166H159V167H158ZM166 166H167V167H166ZM197 166H198V165H197ZM221 166H222V167H221ZM39 167H40V168H39ZM125 167H126V168H125ZM140 167H141V168H140ZM144 167H145L144 170H148L147 167H149V170L152 169V168H154L155 170L153 169V170H151V171H148V173H147V172L145 173V174H147V175H143L144 170H143V173H141V170H142ZM151 167H152V168H151ZM188 167H189V168H188ZM220 167H221L222 169H221ZM223 167H225V168H223ZM54 168H55V167H54ZM62 168H63V167H62ZM70 168H71V167H70ZM94 168H95V171H96V172L94 171ZM107 168H108V169H107ZM111 168H112V169H111ZM132 168H133V169H132ZM166 168H167V169H166ZM173 168H174V167H173ZM193 168H194V169H193ZM56 169H57V168H56ZM59 169H61V167H60ZM96 169H99V170H96ZM105 169H106L107 171H106ZM128 169H130L131 172H130V170L127 171ZM135 169H136V170H135ZM137 169H138V170H137ZM174 169L176 170V168H174ZM184 169H183L182 171H184ZM192 169H193V170H192ZM195 169H196V170H195ZM216 169H217V170H216ZM41 170L43 171V168H42ZM41 170H40V171H41ZM62 170H64V169H61V171H62ZM66 170H68V168H67ZM109 170H110V171H109ZM124 170H125V171H124ZM134 170H135V171H134ZM139 170H140V171H139ZM40 171H39V173H40ZM54 171H55V172H53V170H52V172H53L52 174L56 175L58 178L61 179L62 177H60V176L58 175V173H59L60 171H59V172L56 171V170H54ZM64 171H65V170H64ZM64 171H63L62 173H65V172H66V174H67V171H65V172H64ZM88 171H89V170H88ZM88 171H87L86 173H88ZM103 171H104V172H103ZM120 171H121V172H120ZM126 171H127L128 173H126ZM132 171H133V172H132ZM138 171L141 173L140 176H135L136 174H134V172L137 173V174L139 175V172H138ZM165 171H166V172H165ZM167 171H168L169 173H170V172H171V173L169 174V173H167ZM172 171H174V170H172ZM180 171H179V172H180ZM182 171H181V172H182ZM215 171H214L213 173H216ZM34 172H36V171H34ZM37 172H38V171H37ZM107 172H108V173H107ZM109 172H110V173H109ZM124 172H125V173H124ZM151 172H152V174H153V172H154V174H153V176H152V174H150V175H151V177H150V176H149V173H151ZM175 172H176V171H175ZM181 172H180V173H181ZM184 172H185V171H184ZM222 172H223V171H222ZM39 173H38V174H39ZM83 173H84V172H83ZM102 173L104 174V176H103ZM115 173H116V174H115ZM129 173H130V174H129ZM132 173H133L134 175H132ZM155 173H156V175H157L158 173H161V175L158 174V175L156 176ZM40 174H41V173H40ZM59 174H60V173H59ZM66 174H65V175H66ZM123 174H124V175H123ZM168 174H169V175H168ZM175 174H176V173H175ZM175 174H174V175H175ZM177 174H178V172H177ZM224 174H225V172H223V173L219 176V178L222 177V175H223V177H224V176H225ZM36 175H37V174H36ZM60 175H61V174H60ZM63 175H64V174H63ZM63 175H62V176H63ZM167 175H168V176H167ZM194 175H195L197 178H196ZM213 175H215V176H213ZM24 176H25V175H24ZM31 176H32V173H31ZM31 176L29 175L30 178H32ZM33 176H34V174H33ZM41 176H42V175H41ZM41 176H40V177H41ZM102 176H103V177H102ZM112 176L114 177L113 179H112ZM125 176H126V177H125ZM131 176H132V178H133L134 181H135V179H136L137 177H138V181H139V180H141V178H144V177H147V176H148V178L146 179V181H145L144 183H142L144 180H141V182H140V183H142V184H141V187L143 186L141 192H140V190H141L140 184H136L135 187H133L134 184H132V182H133V183H138V181H137V180H136L135 182H134L133 180L131 181V179H132ZM133 176H134L135 178H134ZM141 176H143V177H141ZM155 176H156V178H155ZM176 176H177V177H178V176L180 177L181 175L179 174V175H176ZM189 176H190L191 178H190ZM192 176H193V178H192ZM29 177H28V178H29ZM66 177H67V175H66ZM66 177L64 176L63 178H66ZM79 177H78L77 179H79ZM99 177H100V178H99ZM139 177H140V178H139ZM149 177H150V178H155V179L152 180V179H149ZM179 177H178V179H179ZM214 177H215V178H214ZM24 178H25V177H23L21 181H23V183H26V184H24V189H27V188H26L27 186H28V187H30V185L32 186V183H33V182H31V181H33V180H30V179H29V181H30V183H29V182H26V180H24ZM28 178H27V179H28ZM33 178H34V177H33ZM33 178H32V179H33ZM35 178H36V177H35ZM68 178H69V176H68ZM130 178H131V179H130ZM181 178H182V176H181ZM181 178H180V180H181ZM183 178H184V176H183ZM183 178H182V179H183ZM188 178H189V179H188ZM194 178H195V180H194ZM25 179H26V178H25ZM41 179H42V177H41ZM111 179H112V180H111ZM192 179H193V180H192ZM213 179H212V180H213ZM36 180H37V179H36ZM86 180H87V181H86ZM92 180H93V182H91ZM94 180H95V181H94ZM119 180H120V181H119ZM127 180H128V181H127ZM129 180H130V181H129ZM170 180H171V179H170ZM180 180H178V181H179V182H178V181H177V178H176L175 181H177V182H174V179H173L172 182L170 181V182L173 183V184H171V183L169 182V184H167V186L170 185V184H171V185L168 186V187H170V188H171L172 186H176V189H175V187H172V188H173L172 190L175 189L176 192H178L177 194L182 193V191H184V190L186 191V189L181 190L182 187H185V186H184V185L181 186L182 184H179V183L182 182V180H181V182H180ZM185 180H184V181H185ZM189 180H190V181L192 180V181L189 183ZM214 180L211 181V182L215 183V185H214V187H213V190H215V186L219 184V183L216 184V182H214ZM217 180H216V181H217ZM24 181H25V182H24ZM195 181H196V183H195ZM220 181H221V180H220ZM35 182H36V181H35ZM35 182L33 183V184H34L33 186H34V187H35V186L38 187V185H35V184H36V183H39V182H36V183H35ZM77 182H78V181H77ZM128 182H130V184H128ZM150 182H151V183H150ZM155 182H157V184L159 183V181H157V180H156ZM197 182H198V183H197ZM28 183H29L30 185H28ZM40 183H41V180H40ZM40 183H39V184H40ZM90 183H91V184H90ZM126 183H127V184H126ZM149 183H150V184H149ZM174 183H175L176 185H175ZM7 184H8V185H11V187L8 186ZM119 184H120V185H119ZM131 184H132V185H131ZM146 184H147V185L149 184V185L147 186ZM153 184H154V183H153ZM157 184H156V185H157ZM195 184H196V186H195ZM198 184H199V185H198ZM5 185H4V186H5ZM40 185H41V184H40ZM40 185H39V186H40ZM81 185L84 186V187H82ZM96 185H97V187H96ZM105 185H106V186H105ZM114 185H115V186H114ZM127 185H128V186H127ZM138 185H139V188L137 189L136 186H138ZM177 185H179V186H177ZM191 185H190V186H191ZM211 185H212V184H211ZM211 185H210V186H211ZM6 186H5V187H6ZM21 186H22V184H21ZM25 186H26V187H25ZM129 186H132V187H133L132 189L134 190V192H133L131 189L127 190V192H126V189H127L126 187H129ZM163 186H164V187H163ZM210 186L208 187L209 189H210ZM5 187H4V189H6ZM8 187H9V188H8ZM14 187H15V186H14ZM37 187H36V188H37ZM99 187H100V189H99ZM102 187H103V188H102ZM115 187H116L117 189H116ZM147 187H148V190H147ZM158 187H157V188H158ZM177 187H178V190H177ZM180 187H181V188H180ZM186 187H187L188 190H189V186H186ZM186 187H185V188H186ZM202 187H205V188H201V187H200V189H202V190H200V192H201V191L203 192V190H205V189L207 190V189H208V188H206V185H204V186L202 185ZM16 188H17V187H16ZM22 188H23V186H22ZM31 188H32V187H31ZM86 188H87V189H86ZM88 188H90V189L88 190ZM113 188H114V190H113ZM118 188H119V189H118ZM123 188H124V189H123ZM130 188H131V187H130ZM135 188H136V190H135ZM149 188H151V189H149ZM0 189H3V188L0 187ZM17 189H20V186H19V185H18V188H17ZM24 189H21V190H24ZM34 189H35V188H34ZM139 189H140V190H139ZM209 189H208V190H209ZM103 190H104V192H103ZM117 190H118V191H117ZM120 190H121V191H124V190H125V192H121ZM137 190H138V191H137ZM155 190H156V189H155ZM155 190H154V191H155ZM163 190L159 189L158 192H162ZM170 190H171V189H170ZM180 190H181V191H180ZM191 190L188 191V192H189V193H190V192L192 193ZM198 190H199V189H198ZM198 190H197V191H198ZM206 190H205V192H206ZM28 191H29V190H28ZM28 191H27V192H28ZM32 191H33V190H32ZM32 191H31V192H32ZM39 191H41L40 188H39ZM39 191H38V193L40 194ZM88 191H89V192H88ZM129 191H130V192H129ZM131 191H132L133 194L131 193ZM143 191H144V192H143ZM156 191H157V190H156ZM197 191H196V192H197ZM209 191H210V190H209ZM211 191H212V190H211ZM211 191H210V192H211ZM2 192H3V191H2ZM10 192H11V194H9ZM12 192H13V194H12ZM22 192H23V191H22ZM118 192H119V193L121 192V193L119 194ZM128 192H129V193H128ZM137 192H138V193H137ZM158 192H155V193H157V195H158ZM172 192H174V191H172ZM172 192H171V193H172ZM176 192H175L174 194L172 193L171 195H172V196H173V195L176 196ZM200 192H199V193H200ZM5 193H8V194H6V195H8V196H6ZM23 193H24V192H23ZM33 193H34V191H33ZM81 193H79V194H81ZM107 193H108V194H107ZM126 193H127V194H126ZM142 193H143V195H144V197H145V198H144L145 200L143 199V197H141V196H142ZM155 193H154V194H155ZM162 193H163V192H162ZM183 193H184V192H183ZM193 193H194V192H193ZM193 193H192V194H193ZM206 193H207V192H206ZM3 194H4V195H3ZM15 194H17V195L19 194V195L16 196ZM25 194H26V193H25ZM39 194H37V190H36V193H34V194H30V195H29V198L31 197V199H33V200L29 199V201H34V200L38 199L37 202L39 203L40 199H42V198H40V199L38 198L39 196H37V195H39ZM41 194H42V192H41ZM90 194H91V196H90ZM98 194H99V195H98ZM123 194H124V195H123ZM138 194H141V195L138 196ZM192 194H191V195H192ZM201 194H202V193H201ZM207 194H208V193H207ZM212 194H213V192H212ZM22 195H23V196H22ZM32 195H33V196H32ZM42 195H43V194H42ZM126 195H127V196H126ZM128 195H129V200L126 201V198H125V197H127V199H128ZM131 195H132V196H131ZM179 195H180V194H179ZM188 195H189V194H188ZM193 195H195L194 198L198 197V196H196V194H193ZM209 195H210V194H209ZM10 196H11V197H10ZM14 196H16V197H14ZM20 196L23 197V198H24V197H27V198H26V199H22ZM36 196H37V197H36ZM40 196H41V195H40ZM79 196H81V195H79ZM116 196H120V198L118 197L119 200H118L117 198H115ZM123 196H124V199H125V200H122V199H123ZM135 196H137V197L135 198ZM147 196H148V197H147ZM169 196H170V194H169ZM177 196H178V195H177ZM181 196H185V195H181ZM199 196H200V195H199ZM5 197H6V198H5ZM13 197H14L15 199H14ZM17 197H18V198H17ZM131 197H132V198L134 197V198L132 199ZM139 197H141V200H140ZM178 197H179V196H178ZM178 197H177V198H178ZM185 197H186V196H185ZM200 197H201V196H200ZM44 198H46V197L44 196ZM79 198H80V197H79ZM91 198H92V199H91ZM110 198H111V199H110ZM113 198H114V199H113ZM130 198H131V201H130ZM137 198H139V199H137ZM207 198H208V197H207ZM212 198H213V197H212ZM3 199H4V200H3ZM80 199H81V198H80ZM100 199H101V200H100ZM157 199H158V198H157ZM200 199H201V198H200ZM208 199H209V198H208ZM208 199H207V200H208ZM217 199H218V198H217ZM7 200H8V202H9V200H10V202H9L8 204L6 203ZM84 200H85V203H84ZM93 200H94V202H93ZM102 200H103V201H102ZM108 200H109V201H108ZM120 200H121V201H120ZM134 200H135V201H134ZM138 200H139V201H138ZM41 201H40V203H41ZM79 201H80V200H79ZM89 201H90V202H89ZM106 201H107V202H106ZM125 201H126V203H125ZM133 201H134V203H133ZM137 201H138V202H137ZM202 201H203V200H202ZM209 201H210V199H209ZM209 201H208V202H209ZM212 201H214V199H213ZM212 201H211V202H212ZM215 201H217V200H215ZM23 202H24V204H23ZM139 202H140V203H139ZM164 202H165V201H164ZM164 202H163V203H164ZM205 202H206V201H205ZM45 203H47V202H45ZM82 203H83L84 205H82ZM95 203H96V204H95ZM97 203H98V204H97ZM114 203H115V204H114ZM122 203H123V204H122ZM127 203H129V204H127ZM130 203H131V205H130ZM141 203H142V206H145V208L141 206V207L143 208V210L140 211L141 208H140V207H139L140 209L137 208L136 205H139V204L141 205ZM213 203H214V205L217 206V202H216V204H215V202H212V203H210V204L213 205ZM34 204H36V201L34 202ZM92 204H93L95 207H94ZM125 204H126L127 206H126ZM145 204H147V206H146ZM154 204H155V205H156V204H157V205L159 204V205H158L157 207H155ZM6 205H7V206H6ZM17 205H18V206H17ZM38 205H41V204H38ZM46 205L48 206V204H46ZM122 205H123V206H124V205L126 206V207H125V206L123 207V208H124V211H125V209H126V210H128V209L132 210L131 208H132V207L134 208V206H136V208H137L139 211L137 212V209L135 210L136 212L134 211V209H133L132 211L135 212V213H137L138 216H137V215L135 216V213H134V215H133L134 218H133L132 213H131L132 211H131V212H129L128 214L131 213L130 216H131L133 219H132V218H129V219H131V220H129V219H126V218H125V219H126L125 222H124V221H120L121 218H122V220L124 219V217H122V216H124V215L127 214V213L125 212V214L122 215V214L124 213L123 208L121 207ZM129 205H130V206H129ZM150 205H152V207H151ZM211 205H209V209L212 207ZM214 205H213V207H214ZM22 206H23V208H24L25 210L22 208ZM33 206H34V205H33ZM67 206H68V205H67ZM75 206H76V207H75ZM88 206H89V207H88ZM119 206L121 207V209H120ZM131 206H132V207H131ZM216 206H215V209L213 208V210H217V209L219 208V205H218L217 207H216ZM6 207H7V210L10 211V213H13V212H16V213H13V215H12V214H11V215H8V214H10V213H9L8 211H5L6 209H5V210L2 209V208H6ZM27 207H28V206H27ZM30 207H31V206H30ZM35 207H36V205H35ZM35 207H33V208H35ZM48 207H50V206H48ZM110 207H111V208H110ZM128 207H129V208H128ZM10 208L13 209V212H11L12 209L9 210ZM33 208H32V209H33ZM43 208H44V207H43ZM65 208H66V205H65ZM99 208H100V211H99ZM118 208H119V209H118ZM153 208H155V209H153ZM1 209H2V210H1ZM28 209H29V208H28ZM81 209H82V210H81ZM91 209H92V210H91ZM93 209H94V210H93ZM147 209H146V210H147ZM152 209H153V211H152ZM159 209H161V207H159ZM159 209H158V210H159ZM15 210H16V211H15ZM23 210H24L25 212H22ZM38 210H39V211H38ZM50 210L53 211V212H55L56 215H55V213H53V212H49ZM102 210H103V211H102ZM115 210H116V211H115ZM148 210H147V211H148ZM154 210H156V211L154 212ZM29 211H30V210H29ZM29 211H28V213H29ZM77 211L80 212V213H78ZM96 211H97V212H96ZM98 211H99V212H98ZM121 211H123V213H122ZM147 211H146V212H147ZM209 211H210V213L213 212L211 209H210ZM37 212H39V213L41 212V213L39 214V213H37ZM42 212H43V213H42ZM105 212H107V213H105ZM148 212H149V211H148ZM214 212H215V214H216L217 211H214ZM20 213H21V214H20ZM23 213H24V214L26 213V214H25L26 217L24 216ZM77 213H78V214H77ZM96 213H97V215H96ZM98 213H99V214H98ZM104 213H105V214H104ZM120 213H121L122 216L120 215ZM35 214H36V215H35ZM41 214H42V215H41ZM70 214H71V215H70ZM88 214H89V215H88ZM101 214H102V215H101ZM128 214H127V216H128ZM144 214H145V216L147 217L148 214L146 215L145 212H144ZM144 214H143V215H144ZM211 214H212V213H211ZM213 214H214V213H213ZM38 215H40V216H38ZM57 215H58L59 217H58ZM66 215H67V217H66ZM91 215H93V216L95 215V216H94L95 218L92 217ZM110 215H111V216H110ZM143 215H142V216H143ZM154 215H155V214L151 215V217L154 216ZM156 215H155V216H156ZM6 216H8V217H6ZM33 216H34V217H33ZM36 216H37V217H36ZM46 216H47V217H46ZM51 216H52V219H50ZM79 216H80V218H79ZM120 216H121V217H120ZM130 216H128V217H130ZM28 217H29V218H28ZM61 217H63V218H61ZM128 217H127V218H128ZM39 218H40V219H39ZM47 218H48V219H47ZM54 218H55V220H53ZM68 218H70V219H68ZM72 218H73V219H72ZM81 218H82V219H81ZM89 218H90V219H89ZM99 218H100V220H99ZM113 218H114V221H115V222L112 221ZM119 218H120V219H119ZM139 218H137L136 222L138 221ZM153 218H154V217H152V219H153ZM10 219H12V218H10ZM10 219H8V220H10ZM29 219H30V220H29ZM60 219H61V220H60ZM66 219H67V220H66ZM117 219H118L120 222H124V223L121 224L120 222H118ZM141 219H142V218H141ZM148 219H150V218L148 217ZM169 219H171V217H170ZM172 219H174V218L172 217ZM63 220H64V221H63ZM91 220H92L93 222H92ZM97 220H98V221H97ZM146 220H147V221H146ZM27 221H28V222H27ZM100 221H102V222H100ZM103 221H104V222H103ZM140 221H141V222H138V223H142V220H140ZM166 221H167V220H166ZM169 221L171 222V220H169ZM169 221H168V222H169ZM176 221H177V220H176ZM12 222H13V221H12ZM12 222H9V223H12ZM38 222H39V224H37ZM53 222H54V223H53ZM59 222H60V223H59ZM62 222L66 224V227L64 226L65 224H63ZM67 222H68V223H67ZM97 222H98V223H97ZM113 222H114V224H113ZM116 222L118 223V225H116V224H117ZM174 222H175V219H174V221L172 222V224H173ZM6 223H7V222H6ZM43 223H44V224H43ZM82 223H83V224H82ZM111 223H112V226L109 225V224H111ZM130 223H129V224H130ZM61 224H63V226H62ZM91 224H92V225H91ZM102 224H103V226H102ZM124 224H125V226H124ZM2 225H3V226H2ZM28 225H29V224H28ZM38 225H39V226H38ZM41 225H42V226H41ZM81 225H82V226H81ZM139 225H140V224H139ZM162 225H163V223H162ZM20 226H21V225H20ZM24 226H23V228H25ZM84 226H85V227H84ZM108 226H109L110 228H109ZM114 226H115V227H114ZM117 226H118V227H117ZM159 226L162 227L161 225H159ZM35 227H36L37 229H35ZM47 227H48V228H47ZM54 227H55V228H54ZM59 227H60V228H59ZM79 227H80V228H79ZM104 227H108V228L110 229V231H108V229H107V228H104ZM113 227H114V228H113ZM116 227H117V228H116ZM119 227H120V228H119ZM123 227H124V228H123ZM14 228H16L15 233H17V236H18V237H16V236L14 235V234H15L14 231H13ZM21 228H22V226H21ZM97 228H99V229L101 228V229H100V230H96ZM66 229H67V230H66ZM77 229H78L79 231H78ZM92 229H93V230H92ZM94 229H95V230H94ZM106 229H107V230H106ZM114 229H116V230H115V233H114V232L112 233V230H114ZM118 229H119V231H118ZM42 230H43V231H42ZM59 230H60V231H61V230H64V231H62V232H63V234L65 233L66 235H64V237H63V235L60 234L61 232H60ZM103 230H104L105 232H104ZM120 230H121V232H120ZM124 230H125V232H126V231L128 232V235H127V232H126V233L124 232ZM130 230H131V231H130ZM156 230H157V232H158V229H156ZM156 230H154V231H156ZM9 231H11V233H13V236H12V235H11V236L8 235V232H9ZM44 231H45V232H44ZM65 231H67V233H66ZM102 231H103V232H102ZM116 231H117V234H119V235H120L121 233L123 234V232H124V235H123V236H121L122 234L119 236V237H120V240H119V238H116V239H115V237L118 236V235L116 234ZM132 231H133L134 233H133ZM159 231H160V230H159ZM24 232H25V233H24ZM32 232H33V233H32ZM69 232H70V235H69ZM79 232H80L81 234H79ZM97 232H98V233H97ZM100 232H102L103 234L100 233ZM107 232H109V233L107 234ZM119 232H120V233H119ZM131 232H132V234H134V235H131V236H130L129 233H131ZM9 233H10V232H9ZM23 233H24V235H22ZM26 233H28V234H26ZM25 234H26V235H25ZM29 234H30V236H29ZM34 234H35V235H34ZM58 234H59L60 236H59ZM75 234H76V235H75ZM105 234H106V238H105V236H103V235H105ZM109 234H110V236H109ZM152 234H153V235L155 234V236L153 237L152 240H153V241L155 240L156 245L161 244V243H158V242H162V243L164 242L163 239L159 238V237H161V236L159 235V233L156 234V233L153 232ZM41 235H42V236H41ZM49 235H50V236H49ZM53 235H54V236H53ZM57 235H58V236H57ZM72 235H73V236H72ZM97 235H98V236H97ZM101 235H102L103 237H100ZM143 235H145V233H144ZM24 236H25V237H24ZM77 236H78V238H77ZM108 236H109V237H108ZM114 236H115V237H114ZM156 236H157V237H156ZM158 236H159V237H158ZM13 237H14V239H13ZM23 237H24V238H23ZM42 237H43V238H42ZM61 237H62L63 239H62ZM66 237H67V238H66ZM80 237H81V238H80ZM82 237H83V238H82ZM84 237H85V239H84ZM95 237H96V238H95ZM99 237H100V238H99ZM122 237H123V238H122ZM55 238H56V239H55ZM79 238H80V239H79ZM112 238H113V239H112ZM121 238H122L123 240H122ZM128 238H129V241H130V242L128 241ZM144 238H145V237H144ZM155 238H156V239H155ZM157 238L159 239V241L157 240ZM20 239H21V241H24V239L29 240V241L26 242V243H28V244H26V243L23 242V243H21V244H23V246H22V245L19 246L20 242L18 243L17 240L20 241ZM47 239H48V240H47ZM66 239H67L68 241H67ZM72 239H73V240H72ZM74 239H76V240H74ZM77 239H78V240H77ZM98 239H99V240H98ZM114 239H115V241H113ZM124 239H125V242L127 241V242H126L127 244L121 242V241L124 242ZM13 240H16L17 243L15 244V241H13ZM62 240H63V241H62ZM65 240H66V241H65ZM71 240H72V241H71ZM80 240H81V241L83 240L82 243H81ZM97 240H98V241H97ZM105 240H106V242H107V241H108V242L106 243ZM111 240H112V241H111ZM118 240H119V241H118ZM132 240H133V241H132ZM142 240H143V241H142ZM156 240H157L158 242H156ZM161 240H162V241H161ZM38 241H39V242H38ZM54 241H55V242H54ZM73 241H75V244H73ZM76 241H77V242H76ZM103 241H104V242H103ZM109 241H111L112 244H109V243H111V242H109ZM50 242H51V243H50ZM67 242L69 243V245H67V244H68ZM99 242H100V243H99ZM102 242H103L104 244H103ZM30 243H31L32 245H34V246L31 245V247H30V245H29ZM33 243H35V244H33ZM57 243H58V245H57ZM65 243H67V244L65 245ZM71 243H72L73 246L71 245ZM80 243H81L82 245H81ZM157 243H158V244H157ZM11 244H12V245H11ZM13 244H15L16 247L13 246ZM54 244H55V245H54ZM60 244H61V245H60ZM62 244H63V245H62ZM88 244H89V245H88ZM102 244H103V245H102ZM105 244L107 245V247L105 246ZM141 244H142V245H141ZM8 245H6V247H8ZM42 245H43V246H42ZM74 245H75V246H74ZM121 245H123V246H121ZM127 245H129L130 247L128 248ZM146 245H147V243H146ZM10 246H9V247H10ZM21 246H22V247H21ZM35 246H36V247H35ZM59 246H60V247H59ZM62 246H64V248L67 246L68 248H66V249H68L70 252L68 251V252H69V253H68L65 249L62 250V249H63ZM70 246H72V247L70 248ZM116 246H117V248H116ZM138 246H139V247H138ZM9 247H8V248H9ZM17 247H18V248H17ZM32 247H33V249H31ZM55 247H56V248H55ZM58 247H59V249H57ZM74 247H75V248H74ZM88 247H89L90 249H89ZM104 247H105V248H104ZM111 247H112V248L114 247V249H112ZM122 247H124V248H122ZM148 247H149V246H148ZM1 248H3V246H2ZM12 248H11V249H12ZM35 248H37V249H35ZM47 248H48V249H47ZM60 248H61V249H60ZM73 248H74V250H75L77 253L73 250ZM127 248H128V249H127ZM11 249H10L11 252L9 251V254H10V256H13L12 254L14 253V251H12ZM20 249H21V250H20ZM25 249H23V250H25ZM56 249H57V250H56ZM71 249H72V250H71ZM99 249H100V251H99ZM101 249H102V251H101ZM116 249H117V250H116ZM133 249H132V250H133ZM144 249H145L146 251H145ZM7 250H9V249H7ZM42 250H44V251H42ZM60 250H61V251H60ZM85 250H86V251H85ZM103 250L105 251V253H103ZM132 250H130V254H131V251H132ZM31 251L33 252L32 254H34V255L32 256L34 259H32V257H30V256H31V253H30ZM34 251H35V252H34ZM51 251H52V252H51ZM64 251L67 252L65 255H64V253H65ZM106 251H107V253H106ZM109 251L112 252V253H110ZM116 251L118 252V254H117ZM121 251H122V252H121ZM140 251H141V253H140ZM142 251H143V252H142ZM144 251H145L146 253H147V251H148V254H146ZM0 252L2 253V252H4V250H2V251H0ZM12 252H13V253H12ZM55 252H56V253L59 252V253H58V254H54ZM84 252H85V253H84ZM100 252H101V253H100ZM135 252H136V251H135ZM135 252H134V250H133V253H132V254H133V255L136 254ZM26 253H27V254H26ZM39 253H40V254H39ZM42 253H43V254H42ZM52 253H53V254H52ZM75 253H76V254H75ZM98 253H99L100 255H97ZM113 253H114V254L116 253V255H114ZM122 253H123L124 255H123ZM142 253H144L145 255L142 254ZM4 254H5V253H3V254L1 255L2 258H5V257L10 258V256L8 255V252H7V256H4ZM59 254H60V255H59ZM61 254H63V256H62ZM67 254H68V256H66ZM69 254H70V255H69ZM89 254H91V255H89ZM110 254H111V256H110ZM120 254H121V255H120ZM17 255H18V256H17ZM77 255H78V257H77ZM85 255H86V256H85ZM113 255H114V258H113ZM50 256H51V257H50ZM56 256H57V257H56ZM101 256H102V255H101ZM115 256H116V257H115ZM122 256H125V257H122ZM145 256H146V257L148 256L149 258H145ZM150 256H151V259H150ZM52 257H53V258H52ZM63 257H64V258H63ZM65 257H66V259H65ZM73 257H75V258H73ZM93 257H94V255H93ZM120 257H121V260L119 259ZM134 257H136V256H134ZM8 258H6V260H4V259H3V260L9 262ZM30 258H31V259H30ZM49 258H50V259H49ZM62 258H63V259H62ZM89 258H90V259H89ZM94 258H95V257H94ZM94 258H93V259H94ZM103 258H102V259H103ZM106 258H105V259H106ZM124 258H125V259H124ZM24 259H26V260H24ZM29 259H30V260H29ZM35 259H37V260H35ZM46 259H47V261H46ZM48 259H49V260H48ZM71 259H73V260H71ZM77 259H78V260H77ZM102 259H100L101 262H104V261H102ZM105 259H104V260H105ZM112 259H114V260H112ZM132 259H133V257H132ZM0 260H1V259H0ZM3 260H1V261H3ZM32 260H34V261H32ZM63 260H64V261H63ZM94 260H95V259H94ZM94 260H93V261H94ZM110 260H111V261H110ZM119 260H120V261H119ZM17 261H18V262H17ZM19 261H20V262H19ZM21 261H22L23 263H21ZM27 261H29V262H27ZM38 261H39V262H38ZM51 261H52V262H51ZM73 261H74V262H73ZM75 261H76V262H75ZM86 261H87V262H86ZM98 261H99V260H98ZM98 261L96 260V263H97ZM48 262H49V263H48ZM55 262H56V263H55ZM101 262H99V263L102 264ZM135 262H134V263H135ZM146 262H145V263H146ZM155 262H156V261H154V263H155ZM12 263H7V264H12ZM16 263H15V264H16ZM107 263H106V264H107ZM113 263H111V264H113ZM128 263H129V262H128ZM135 264H136V263H135Z\"/></svg>", "mask_w": 264, "mask_h": 264}]
</instances>
